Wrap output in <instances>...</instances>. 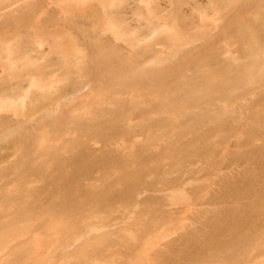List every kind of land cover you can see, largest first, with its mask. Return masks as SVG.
I'll return each instance as SVG.
<instances>
[{
  "label": "rangeland",
  "instance_id": "rangeland-1",
  "mask_svg": "<svg viewBox=\"0 0 264 264\" xmlns=\"http://www.w3.org/2000/svg\"><path fill=\"white\" fill-rule=\"evenodd\" d=\"M6 0H3V2H5ZM12 1V0H11ZM26 3H25V2ZM30 1V2H29ZM37 0H22L21 2L19 1V3H18V6L17 7H15V9L16 8H18L19 7V9L18 10H16L15 12H13L12 14H9L10 12H8L4 17H3V19H1L0 21L3 23V22H9V23H15L14 21L15 20H18V22L16 23V24H13V25H11L12 27H16V25H18L17 27H16V29L15 28H11L10 27V29L8 28V32H9V36L10 37H8V39H6V41H5V43L4 42H2V43H4L6 46H4V44H3V48H1L2 47V44L0 45V48L1 49H3V50H1L0 49V52H1V55H0V57L2 58V55H3V59L1 60V58H0V78L2 77V76H4V77H2L1 79H0V81L4 78V80L5 79H7V78H10L12 75H11V73H12V71H13V73H18V71L20 70V72H19V74L21 75V76H23V77H29L31 80V83H29V81H25L24 82V84L25 83H27V84H23V85H21L22 87V92L19 90V91H16V93H14L13 94V96H16V97H19L17 94L20 92L21 93V95H22V93H25L27 90H29L30 88V90H32V92H36V93H38V94H41L42 95V93H43V91L44 90H46L47 91V93H46V97H45V99H43V102L40 104H37V103H34L33 105L31 104L32 103V101L31 100H29L28 98L26 99V100H23L24 101V106L23 105H21L20 103L18 104L17 102V106L19 105L20 106V108H19V106L17 107L16 106V109L14 108V109H11V111L10 110H6V109H3V108H1V106H0V123L3 121H5V119H6V117L9 119V121L10 120H12L14 123L15 122H17V121H19V120H21L22 118L21 117H19V116H17V114H14V112L17 110V108L18 109H20L19 111L17 110L15 113H18L19 114V112L20 113H26L27 111H28V115H30L31 116V114H30V108H32V106H34L36 109L37 108H40V107H38V105L40 106L41 105V107L43 108L44 106L46 107V106H50L51 104H53V102L55 101V102H57L56 101V99L55 98H57L58 97V92L60 91V92H62V94H68L70 91L72 92V88H74L75 86H76V83H78L77 82V80H76V78L77 79H79L78 77H81L80 78V80H79V83H80V85L79 86H77V87H82L83 89L81 90V92L80 93H78L77 95H75V96H73L72 97V99H71V102L69 101L67 104H62L61 106H60V108H59V111H60V114H59V112H57V114L56 115H58V116H56V118L54 119L53 118V120L50 122H47V123H45L44 125H41V126H39L40 128H38L37 127V129H34V132H33V129H30V133H31V135L29 136V135H27V136H29V137H22V136H25V135H22L20 138H19V135L18 136H16L15 137V139L17 138V140L16 141H18V142H16V145H17V143H18V147H16V148H18V151L17 150H15L16 148H13L14 146H16L15 144H14V146L12 145L13 143L12 142H14V141H9V142H11L10 144L8 143H5V142H3V143H5V144H2V146L0 145V171H1V169H2V171L5 169H7V170H9L8 168H6V166L7 167H9L10 166V164L11 163H13L14 161L17 163L18 161H16V160H22L27 154H29V155H31L32 153V149H34V147L36 148V149H34L35 151H33L35 154L33 155L32 154V157H34V156H37V155H40L39 156V158H38V156L36 157L37 159H36V161H37V163L38 162H45V161H42V159H41V157H42V154H41V152H46V154L49 152V150H50V152H51V150L54 152V150H56V151H58L59 153L61 152V155L64 157L63 159H68V157L70 156V157H72L73 158V155L75 156L76 155V153L74 154L73 153V151L74 152H77L78 151V153H77V155H80V152L79 151H83V153H85V155H88L87 153H89V155H92L93 156V154H94V156L96 155V156H99V155H103L104 153L105 154H108L109 156H111V158L112 159H114V160H116V159H130L132 156H137V155H140V156H145V157H143L141 160H140V156H138L139 158V160L137 161V163L135 162L134 164H137V165H134L133 164V166L131 167V168H133V169H140V167L143 165V161L145 160V169H144V171L145 172H143L144 174H141V180H142V177H143V181H145V182H147V183H140L141 184V186H139L138 185V187L140 188V190L138 191L139 193H140V191H141V193L139 194V193H137V196L138 197H136L137 198V200L139 201V204L138 205H140V207L138 206V205H134V203L135 202H133V203H131L130 204V206H129V208H130V210L132 209V213H133V211H134V213H135V209L137 208L138 210L136 211V212H138V213H135L133 216H136L137 217V219H142V218H144V216H142L141 217V215H140V210L141 211H143L144 212V209L142 208V207H144L145 206V204L146 203H153V202H151V201H157V200H159V199H161V201H166L165 203H164V205L165 206H167V207H165L164 205H163V207H165V208H168L169 209V207H173L174 205H172V204H176V207H177V209H178V211H182L183 209H190V207H191V209H193V210H189V212L190 213H188L187 214V212H188V210H184V211H182V212H179V213H177L176 215V218L175 217H173L172 218V221H171V219H170V221L168 220L167 221V219H166V221L165 220H163L162 222H160V224H158V229L156 228V230L155 231H157L156 233H155V235L154 236H149V238H145V240H144V242H143V246H139V248H138V251H137V249H136V251L137 252H135V251H131V250H129V248H127V249H122L123 250V253L125 254V255H129L131 258V261H132V256L133 257H136V259H137V257L139 258V262H137V264L139 263H142V264H145V261H144V263L143 262H141V261H143L144 260V258H145V256H147V255H153L156 251H158V250H160L161 248H162V245L163 244H165L166 242H168V241H170L169 239L171 238V240L173 239V238H176L177 237V233L179 234V233H182V232H184V230H185V227H187V226H191V223L193 224L196 220H194L193 218L195 217V219L197 218V216H195V215H197V211H199V210H201V209H199L198 207H196L197 209H199V210H197L196 211V208H195V206L192 204L193 202H194V200H196L197 202H198V198L197 199H194V197H196V194L197 193H200V191L203 189L204 191L202 192V193H200L199 195H201L202 197L204 196H208L209 195V193H211L214 189V191H217L218 190V187L220 188V189H222L223 187H224V185H223V187L221 186L222 184H224V183H220V180H224L225 178H222L223 176L224 177H230V178H227V179H230V180H234V177L236 178L240 173H241V171H243L244 170V166H246L247 164L246 163H248V160H249V163H250V161H251V164L253 163L252 162V160H250V159H248V160H245L246 162H243V161H241L240 162V164H238V163H235V162H233L232 160L234 159V158H236V157H234V158H232V156H235L237 153H236V150H238V149H240V148H238L239 146H241L242 148H244V149H246L247 148V145H246V142H247V140L249 139V138H247L246 137V131L244 132L243 131V133H244V135H243V133H241L240 135H242L241 137H240V139L242 138V142L243 141H245V142H243L244 143V145H246L245 147H244V145H241V143H240V145L238 146L237 145V143H239V141H240V139L238 140V139H235V137L234 136H236L237 134H234L235 132H233V131H231V129L228 131V132H224L223 131V129L221 130L220 128H218V126L216 127V125H215V123L214 124H212V125H210V123L208 124V123H206V125H205V123L204 124H202V125H200V129H198V131H196V133H195V135H196V138L199 136V135H204L205 134V132H206V134H205V138H206V136L208 137L207 138V140L205 139V142L206 143H204V139H199L198 140V142H197V140H196V138L194 137H192V136H194V135H192L193 133H190V135H189V133H186V132H180L179 131V129L181 128H179V125L177 124V126H178V128H176L177 130H175L174 129V131H171V132H169L168 133V131H167V133H168V136H167V133L166 132H164V133H162V131H161V133H162V135H161V133H159L160 134V136H164L165 135V137H164V139H163V137H161L160 139H159V141H152V139H153V137L152 136H154L153 134H150L151 133V131H146L145 132V130L144 129H146V127H150V126H153V125H156L158 122L157 121H165L166 119H167V121L169 120L170 121V119L172 118L171 117V115L170 114H168V112L170 113V111H168L166 108H164L165 110H167V111H164V109H163V104L161 103V102H163L162 100H158V99H154L153 98V100L151 99V100H148L147 99V97L149 98L150 97V95H149V92H148V90H146V92H148V95H144L143 96V94L145 93V91H144V89L143 88H138V86H137V88H136V86H134V84H133V82L134 81H132V84H133V86L135 87V89L133 88V86H130L129 88H131V89H127V91L128 92H126V88H125V92L123 93V91H122V89H124V88H122L121 87V90H116L114 87L115 86H117L116 84H118L117 82H115L116 81V79L115 78H112L113 77V72L115 73V71H113V70H110V71H108L107 69H108V66L111 64V67H109V69H111L112 68V64L113 65H115L116 66V68H114L116 71H117V67H119V66H117L118 64H120V63H122V62H127V64L126 65H128V62H129V64L130 65H132L133 64V66H132V68L131 67H128V69H129V72L131 73V71H132V75L131 74H128L127 75V73L128 72H126V75L128 76V77H130L129 75H131L132 76V78L131 79H128V77H126V80H125V78H124V82L126 83V84H128L129 82V80H132V79H134V78H137L138 79V81L139 80H141V79H139L138 78V76L136 75V73H138L139 74V69H140V67H141V70H140V72L141 71H146V68H148L147 69V71H150V70H156V69H160L161 67L162 68H164V67H168L169 65H177V64H181V62H180V60H181V55H182V52L180 51L179 53L178 52H175L174 51V48L173 47H176L177 45H184L186 48H189L190 46L192 47V48H194V46L196 47H200L199 49H201L200 51L203 53V55H202V53L201 54H199V56H201L200 57V59H198V60H201V58L206 54V53H208L207 51H209L207 48V50L205 49V47H206V45H208L209 43H211L212 45H214L215 47L217 46V47H219V46H221V48L220 49H222L225 53H220V51H219V54L218 55H220L221 54V56H220V58H221V60L219 59V56H218V59L216 60V61H212L211 59H209V61H211V62H207V61H205V59H204V57L202 58V62L200 63L199 62V66H198V68H197V71H196V68H194L193 67V69L191 70V68H192V66L193 65H191V68H189V67H186V68H184L181 72L179 71V73L176 75V76H173V77H170V78H168L167 80H168V82L165 80V82L167 83L166 84V86L167 87H169V88H173V87H178V88H186V87H189L188 86V84L187 83H185V81H195V80H191V78L194 76V75H196L197 74V77L198 78H200V82L201 83H203L204 82V77H203V75L205 76V77H208V76H210V74L211 75H216V76H219L220 74H224L223 76L222 75H220L221 77H219V78H222L221 80L222 81H220V83L219 82H217V81H215L214 82V80H213V82L215 83V86L217 87H214L216 90V96L217 97H219V99L220 100H223V99H225V102H231V100L232 101H234L236 98H238V97H241V95H242V93H243V95H242V97L240 98V99H242L241 101H244V99L247 97V98H249L248 99V101H247V99H246V102H241L239 99H237V100H239L240 102H237V100H235L236 102H235V104L237 105H235V107H234V109H232L231 108V105H229L227 108H229V111H228V116H229V119L231 118H233L232 120L230 119V123L228 122V124L229 125H231L232 124V121H234L233 122V126H235L232 130H235L236 129V127H239V126H237V124L238 125H240L241 126V128L243 129V127H244V129L243 130H245V126H243L242 124L243 123H240L241 122V118H243V117H240V114H242L243 112H244V114L246 113V115H244V117L245 116H247V111H249V109L252 107V110H250L251 111V113L253 112V110H254V108H255V106L257 107V106H259V108L260 107H263V109H264V101L262 102V100L264 99V95H263V93H264V85H258V84H260L261 82H259V78H260V76H259V71H260V69H258V68H261V61L263 62V58H264V53L262 54H260V56H262L261 57V59L259 58V60L256 62V60L258 59H256L255 61H253L251 58H247L246 56H244L242 53H241V51L239 50L240 48H239V40H238V36H237V32L236 31H238L237 29H239L237 26V24L239 23L238 22V20L240 19V18H245V19H250V18H252L253 19V17H254V19H255V22H256V17L258 16V14H259V10H258V7H256L257 5H255V3H256V1L257 0H255V3L254 2H252V1H254V0H252V1H250V2H248V4L246 5V3H244L245 4V6H244V4H241L240 2H238V0H237V2L238 3H236V1H235V5H233L232 7H226V8H222V10L220 9V7L219 6H217V5H215V4H213V0H38L37 2H36ZM101 1V2H100ZM127 1V2H126ZM138 1H140V2H138ZM171 1V2H170ZM174 1H175V3H174ZM208 1V2H207ZM209 1L211 2V3H209ZM2 1H1V5H2V3H3ZM8 2V3H7ZM9 2H10V0H8V1H6L5 3H7V4H9ZM35 2H36V4H35ZM39 2V3H38ZM40 2H41V4H40ZM49 2V3H48ZM100 2V3H99ZM102 2L104 3V5L102 4ZM107 2V3H106ZM125 2V3H124ZM154 2V3H153ZM257 2H259V1H257ZM4 3V4H5ZM11 3V2H10ZM29 3V4H28ZM30 3L31 4H33V5H30ZM43 3V4H42ZM46 3H48L47 5H46ZM134 3V4H133ZM250 3V4H249ZM252 3H253V5H252ZM25 4V5H24ZM107 4V7H103V6H105ZM109 4V5H108ZM154 4V5H153ZM168 4V5H167ZM212 6H211V5ZM28 7H27V6ZM45 5V6H44ZM100 5V6H99ZM102 5V6H101ZM130 5V6H129ZM137 5V6H136ZM149 5V6H148ZM152 7H151V6ZM159 5V6H158ZM239 5V6H238ZM5 6H6V4H5ZM41 6V7H40ZM50 8H49V7ZM125 6V7H124ZM130 8H136L137 7V11L138 12H136V10H134L133 8H132V11H135V13H133L132 11V13L134 14V17H133V15H132V13L130 12V11H128V10H125L126 8H128V7ZM163 6H164V8L166 9H164L163 8ZM30 7V8H29ZM44 7V8H43ZM99 8V12H101L102 11V13H100L99 14V12L97 11L95 14H99V16L97 17L96 16V18H97V21L96 20H93V21H89L90 23H88V21H85V20H83L80 16L81 15H79V14H81V11H82V14H87V13H92L93 11H92V8H93V10L95 9V8ZM109 7V8H108ZM149 7V8H148ZM154 7V8H153ZM217 7V8H216ZM241 8V9H238V8ZM244 7V8H243ZM29 8V9H28ZM37 8V9H36ZM39 8V9H38ZM46 8V9H45ZM97 8V9H98ZM102 8V9H101ZM110 8H111V12H112V14L113 13H115V14H113L114 16L115 15H117V14H120V12H121V10H122V12L121 13H123V11L127 14V11L128 12H130V14L128 13L127 15H126V17H127V20H128V24H124L125 25V27H124V29L127 31V33H125L124 32V30H122L123 31V33L122 32H119V33H116V35L115 34H113V32H112V30H111V28H110V26H108V24L109 23H106V21L107 20H109L107 17L109 16V14L111 13L110 12ZM219 8V9H218ZM257 8V9H256ZM52 9V10H51ZM96 9V10H97ZM107 10L108 9V11H104V10ZM124 9V10H123ZM141 11H140V10ZM158 10V12H153L154 10ZM164 9V10H163ZM212 9H214V10H212ZM20 10V11H19ZM22 10V11H21ZM31 10V11H30ZM34 10H35V12H34ZM46 10V11H45ZM54 10V11H53ZM91 10V11H90ZM112 10H115V11H112ZM131 10V9H130ZM150 10H151V13H152V15L154 14V16H152V18L153 17H155V14L157 15V16H160L161 15V13H163L162 15V17L160 18V19H158L157 18V16H156V18H151L152 20H155V21H157V22H159L160 24H161V26H159L160 28L158 29V31H159V33H153L150 29H148V25H146V22H147V20H148V14H149V12H150ZM168 10V11H167ZM172 10V11H171ZM218 10V11H217ZM225 10V11H224ZM28 11V12H27ZM78 11H80V12H78ZM88 11V12H87ZM90 11V12H89ZM104 11V12H103ZM120 11V12H119ZM163 11V12H162ZM167 11V12H166ZM263 11V10H262ZM71 12V13H70ZM77 12L79 13L78 15H79V17H78V15H77ZM83 12H85V13H83ZM159 12H161L160 14H158ZM164 12H166V13H164ZM170 12V13H169ZM23 13V14H22ZM69 13V14H68ZM76 13V14H75ZM107 13H108V15H107ZM190 13V14H189ZM225 13V14H224ZM237 13V14H236ZM244 15H243V14ZM18 14V15H17ZM34 14V15H33ZM53 14H55V15H53ZM94 14V15H95ZM238 14H240L239 16H242V17H238L237 15ZM27 15V16H26ZM30 15V16H29ZM33 15V16H32ZM75 15H77V16H75ZM102 15H103V17H102ZM113 15H111V16H113ZM131 15V17H128V16H130ZM144 15V16H143ZM147 15V16H146ZM164 15H165V17H164ZM15 18H14V17ZM22 16H24V17H22ZM62 16V17H61ZM74 16V17H73ZM101 16V17H100ZM142 16V19L140 18ZM171 16V17H170ZM209 16V17H208ZM229 16V17H228ZM8 17V18H7ZM10 17V18H9ZM12 17V18H11ZM27 17H28V19H27ZM33 17V18H32ZM47 17V18H46ZM48 17H51V19L50 18H48ZM67 17V18H66ZM75 17H77V18H80V19H82V21H84V22H81V20L79 19H74ZM133 17V19H128V18H132ZM29 18H30V20H29ZM103 18H104V20H103ZM110 18V23L111 22H113L114 21V19H113V17H109ZM111 18L113 19L112 21H111ZM12 19V20H11ZM47 19V20H46ZM49 19V20H48ZM54 19V20H53ZM101 21H100V20ZM151 19H150V21H151ZM211 19V20H210ZM251 19V20H252ZM19 20L21 21V23L19 22ZM24 20V21H23ZM27 20V22H26V25H28L27 27H26V25L24 24V22ZM28 20L30 21V22H28ZM57 20V21H56ZM73 20V21H72ZM129 20H130V22H129ZM134 22H133V21ZM138 20V21H137ZM160 20V21H159ZM60 21V22H59ZM96 21V22H95ZM104 21V22H103ZM196 21V22H195ZM216 21H218V22H216ZM220 21H222V22H220ZM253 21V20H252ZM0 22V23H1ZM108 22V21H107ZM115 22H116V20H115ZM143 22V23H142ZM148 22H149V20H148ZM147 22V23H148ZM211 22V23H210ZM225 22V23H224ZM254 22V21H253ZM19 23V24H18ZM23 23V24H22ZM29 23H32V24H29ZM72 23V24H71ZM80 23V24H79ZM83 23V24H82ZM85 23V24H84ZM93 23V24H92ZM103 23H104V25H103ZM209 23V24H208ZM216 23V24H215ZM226 23H230V25L229 26H232V28H233V30H234V32H233V30H231L232 28H230V27H228V30H227V32L228 33H224V38L222 37V30H223V28L225 27L226 28V26H227V24ZM75 24V25H74ZM77 24H78V26H79V28H77L78 26H77ZM90 24V25H89ZM95 24V25H94ZM100 24V25H99ZM102 24V25H101ZM135 24V25H134ZM223 24V25H222ZM232 24V25H231ZM234 24V25H233ZM19 25H21V26H19ZM24 26V28H23V26ZM84 25V26H83ZM96 25H98V26H96ZM107 27H106V26ZM127 25V26H126ZM145 25V26H144ZM29 26H31V27H29ZM73 26V27H72ZM75 26V27H74ZM101 26H104V27H101ZM122 26V25H121ZM130 26V27H129ZM144 26V27H143ZM218 26V27H217ZM0 27H1V25H0ZM18 27H21V28H18ZM72 27V28H71ZM97 27V28H96ZM105 27H106V29H105ZM132 27V28H131ZM136 27V28H135ZM139 27V28H138ZM221 27V28H220ZM17 28L18 29H21V30H19V31H22L21 33L20 32H15V31H18L17 30ZM73 28H74V30H73ZM94 28H96V29H94ZM100 28V29H99ZM103 28V29H102ZM133 28H135V29H133ZM138 28V29H137ZM12 29V30H11ZM25 29H27L28 31H25ZM99 31H98V30ZM109 31H108V30ZM129 29V30H128ZM131 29H133V30H131ZM139 29H140V32L138 33V31H139ZM79 30V31H78ZM134 30H136L137 32H136V34L135 33H133L134 32ZM11 31H14L15 33V35L13 34H11L12 32ZM107 31V32H106ZM131 31H133V32H131ZM143 31V32H142ZM7 32V33H8ZM11 32V33H10ZM30 32H31V34H30ZM106 32V33H105ZM109 32V33H108ZM110 32H111V34H110ZM131 32V33H130ZM220 32V33H219ZM230 32H232L231 34H230ZM19 33H20V35H19ZM24 33H26V36H25V34ZM29 35H28V34ZM80 33V34H79ZM85 33H86V35H85ZM115 33V32H114ZM17 34V35H16ZM22 34L24 35L23 37H26V38H22ZM210 34V35H209ZM96 35V36H95ZM138 35V36H137ZM7 36H8V34H7ZM12 36H13V38H12ZM18 36V37H17ZM102 36H103V38H102ZM107 36V37H106ZM110 36V37H109ZM116 36V37H115ZM211 36V37H210ZM217 36V37H216ZM14 37H16V38H14ZM29 37V38H28ZM95 37H97V38H95ZM114 37V38H113ZM19 38H22V39H24V41L25 40H27V41H23L22 39H19ZM28 38V39H27ZM100 38V39H99ZM129 38V39H128ZM130 38H131V40H130ZM207 38H208V40H207ZM212 38V39H211ZM219 38V39H218ZM222 38V39H221ZM98 39V40H97ZM106 39H107V42H104V41H106ZM112 39V41L113 42H110L109 40H111ZM206 39V40H205ZM224 39V40H223ZM226 39V40H225ZM229 39V40H228ZM15 40H16V42L19 44V46H18V44L17 43H15ZM24 42H22V41ZM128 40V41H127ZM205 40V41H204ZM222 40H223V42H225V43H223L222 42ZM8 41V42H7ZM97 41H100V42H97ZM131 42V44H130V42ZM221 41V42H220ZM7 42V43H6ZM27 42V43H26ZM128 42H129V44H128ZM132 42H134L133 44H132ZM164 42V43H163ZM204 42V43H203ZM15 43V44H14ZM104 43H112L111 44V46H113L114 47V45H115V47L117 48V46H118V48L120 47L121 48V51L120 52H118V54H111L110 52V56L108 55V57H107V53H105V55H103V56H101L102 54H100L99 52H100V50H102L103 49V47H104ZM159 43L160 44H165V43H167L166 45H164V48H163V45H161V46H159ZM170 44V46H169V44ZM96 44V45H95ZM157 44V45H156ZM172 44V45H171ZM26 45H29V47L28 46H26ZM99 45H101V47L99 46ZM154 45V46H153ZM14 46H16V47H18V48H16V49H14ZM22 46V47H21ZM23 46H24V49H25V46H26V49L27 48H29L27 51L28 52H30V53H28L27 51H26V49H25V52L22 50L23 49ZM132 46H134L133 48H132ZM137 46L139 47V48H137ZM157 46V47H156ZM167 46H168V48H167ZM209 46V45H208ZM6 47H9V49L8 48H6ZM92 47V48H91ZM96 47V48H95ZM114 47V48H115ZM129 47V48H128ZM150 47V48H149ZM153 47V48H152ZM190 47V49H192ZM196 47V48H197ZM224 47V48H223ZM9 50L10 52H12V53H10V52H7V50ZM11 48H13V49H11ZM100 48V49H99ZM102 48V49H101ZM152 48V49H151ZM166 48V49H165ZM197 48V49H198ZM204 48V49H203ZM94 49H96V50H94ZM144 49V50H143ZM148 50L149 52H151V50H156V49H158L159 50V52L160 53H153V51L151 52V53H153V54H146L147 52L145 51V50ZM151 49V50H150ZM202 49H203V51H202ZM220 49H218V50H220ZM21 50V51H20ZM93 50H94V52H93ZM99 50V51H98ZM103 50H106V49H103ZM128 50V51H127ZM137 51V53H138V55L141 53V52H143L144 54H146V57H144V59L143 58H139V56H136L137 55V53L136 52H134V51ZM141 50V51H140ZM154 50V51H155ZM163 50V51H162ZM166 50V51H165ZM5 51V52H4ZM44 51V52H43ZM96 51V52H95ZM106 51H108V49L106 50ZM111 51H112V49H111ZM133 51V52H132ZM165 51V52H164ZM222 51V52H223ZM7 52V53H6ZM15 52H16V54H15ZM43 52V53H42ZM121 52H122V54H121ZM148 52V53H149ZM162 52H163V54H162ZM167 52V53H166ZM173 52V53H172ZM206 52V53H205ZM17 53H19V54H17ZM32 53V54H31ZM46 53H48L47 55H46ZM108 53V54H109ZM129 53V54H128ZM134 55H133V54ZM8 54V55H7ZM24 54V55H23ZM29 54H31V55H29ZM44 54V55H43ZM50 54V55H49ZM96 54V55H95ZM121 54V55H120ZM127 56H125V55ZM155 54V55H154ZM158 54H161L159 57H157L158 56ZM166 55V57H165V55ZM175 54V55H174ZM223 54V55H222ZM6 55V56H5ZM39 55H41V56H39ZM99 57H98V56ZM112 55V56H111ZM118 55V56H117ZM131 55V56H130ZM216 55H217V53H216ZM21 56V57H20ZM50 58H53V59H50ZM105 56V57H104ZM113 56H115V57H113ZM162 56V57H161ZM198 56V57H199ZM211 56V55H210ZM224 56V57H223ZM259 56V57H260ZM6 57V58H5ZM9 57H11V58H9ZM18 57H20V58H18ZM31 57V58H30ZM33 57V58H32ZM38 57V58H37ZM109 57H111V58H109ZM131 57V58H130ZM140 57H141V55H140ZM150 57V58H149ZM155 57H157V58H155ZM180 57V58H179ZM258 57V56H257ZM22 58V59H21ZM43 58H45V59H43ZM47 58V59H46ZM97 60H96V59ZM101 58V59H100ZM109 58V59H108ZM116 58V59H115ZM121 58V59H120ZM126 58V59H125ZM128 58H129V60H133V58L135 59V62H134V60L132 61V63L128 60ZM147 58V59H146ZM161 58H163L162 60H161ZM20 59V60H19ZM41 59V60H40ZM65 59H67V61H68V64H67V61L65 60ZM104 59V60H103ZM108 60V63H107V60ZM111 59V60H110ZM119 61H118V60ZM124 59H125V61H124ZM146 59V60H145ZM150 59V60H149ZM159 59V60H158ZM167 59V61H165ZM204 59V60H203ZM23 60V61H22ZM43 60V61H42ZM46 60V61H45ZM61 61L60 63H58V64H61L62 63V65H58L57 64V68L55 69V68H51V69H44V72L43 71H41L40 69H42V68H40V67H42V65L43 64H47V63H49V62H51V61ZM106 60V61H105ZM118 62H120V63H118ZM122 60V61H121ZM223 60V61H222ZM28 61V62H27ZM66 61V62H65ZM104 61V62H103ZM111 61V62H110ZM114 61V62H113ZM148 63H147V62ZM229 61H230V63H231V65L233 66L234 65V67H236L237 68V65H238V67H244V68H247V67H249V69H251L250 71H249V73L248 74H246L247 76L249 75V78L247 79V80H249V79H252V84L250 85V84H247V89H246V87H244V86H246L245 84H244V86L242 85V87H244V88H239L238 87V89H232V90H230L231 88V77H229V76H232V74L230 75L229 73H226L225 72V67H227L228 65H229ZM250 61V62H249ZM260 61V62H259ZM3 62V63H2ZM24 62H25V64H24ZM140 62V63H139ZM144 62V63H143ZM172 62V63H171ZM180 62V63H179ZM216 62V63H215ZM7 63V64H6ZM13 63H15V65L17 64L18 65V68L14 71V70H12V69H14V67L16 68L17 66H15L14 65V67L12 68V66H13ZM20 63V64H19ZM29 63V64H28ZM41 63V64H40ZM97 63H99V64H97ZM101 63V64H100ZM110 63V64H109ZM116 63H118V64H116ZM157 63V64H156ZM160 63H162V65H160V67H159V64ZM169 63V64H168ZM171 63V64H170ZM215 63V64H214ZM251 63V64H250ZM258 63V64H257ZM261 63V64H260ZM4 64V65H3ZM10 64H12V65H10ZM36 64H38V65H36ZM67 64V65H66ZM95 64V65H94ZM103 64V65H102ZM125 64V63H124ZM138 64V65H137ZM189 64V63H188ZM191 64V63H190ZM189 64V65H190ZM212 64H214V65H212ZM222 64V65H221ZM250 66H249V65ZM6 65V66H5ZM8 65H10V66H8ZM24 65V66H23ZM26 65V66H25ZM28 65V66H27ZM64 65H66V66H68V69L66 68V66H64ZM106 65V66H105ZM108 65V66H107ZM140 65V66H139ZM144 65L146 66V68L144 67ZM204 65H206V66H204ZM230 65V67L231 68H234V67H232ZM242 65V66H241ZM247 67H246V66ZM260 65V66H259ZM62 66V67H61ZM96 66V67H95ZM114 66V67H115ZM129 66V65H128ZM136 66V67H135ZM156 66V67H155ZM158 66V67H157ZM201 66V67H200ZM202 66H204L203 68H202ZM255 66H257V67H255ZM100 67H101V69H100ZM133 67H134V70H131V69H133ZM155 67V68H154ZM224 67V68H223ZM229 67V66H228ZM227 67V68H228ZM229 67V68H230ZM10 68H12L11 70H10ZM64 68V69H63ZM131 68V69H130ZM137 68V69H136ZM144 68V69H143ZM211 68H213V70L211 71L210 69ZM222 68V69H221ZM7 69H9V70H7ZM119 69H120V67H119ZM128 69H126V71H128ZM248 69V70H249ZM254 69V71H252ZM43 70V69H42ZM104 70H105V72H104ZM202 70V71H201ZM6 73H5V72ZM9 71V72H8ZM46 71V72H45ZM67 71V72H66ZM216 71H218L217 73H216ZM257 73H256V72ZM37 72L38 73H40L41 72V74L39 75V74H37ZM42 72L43 73H45L44 75H42ZM109 72V73H108ZM111 72V73H110ZM135 72V73H134ZM210 74H209V73ZM213 72V73H212ZM215 72V73H214ZM222 72V73H221ZM224 72V73H223ZM253 72V73H252ZM8 73H10V75L8 74ZM48 73V74H47ZM84 73V74H83ZM87 73V74H86ZM108 75H107V74ZM134 73V74H133ZM180 73H181V75H180ZM219 73V74H218ZM244 73V72H243ZM252 73V74H251ZM30 74V75H29ZM37 74V75H36ZM67 74H69V75H67ZM111 76H110V75ZM116 74V73H115ZM114 74V76L116 77V75ZM141 74V73H140ZM254 74V75H253ZM261 74V73H260ZM7 75H9V77L7 76ZM39 75V76H38ZM76 75V76H75ZM108 77H107V76ZM136 75V76H135ZM184 75V76H183ZM202 77H201V76ZM207 75V76H206ZM227 77H229V78H227ZM43 76H46L45 78H42ZM68 76V77H67ZM134 76V77H133ZM143 76H145L144 74H143ZM179 76H181L180 78H179ZM226 77V79H229V81H228V83L227 82H225V84L224 85H221V82H222V84L224 83V81L226 80V79H223V77ZM259 76V77H258ZM5 77H7V78H5ZM64 77V78H63ZM110 77L112 78V79H110ZM175 77H177V78H175ZM195 77V76H194ZM197 77H196V80H197ZM233 77V76H232ZM252 77V78H251ZM28 78V79H29ZM42 78V79H41ZM62 78V79H61ZM120 78V77H119ZM119 78H117V80H119ZM144 78H146V77H144ZM182 78H184L182 81H181V79ZM188 78H189V80H188ZM218 78V79H219ZM247 78V77H246ZM256 78H257V80H256ZM71 79H72V81H71ZM85 79V80H84ZM114 79H115V81H114ZM123 79V78H122ZM127 79H128V81H127ZM172 79H174V80H176L175 82H173L172 81ZM179 79V80H178ZM203 79V80H202ZM259 79V80H258ZM70 80V81H69ZM83 80V81H82ZM111 80H113L116 84L114 85L113 83V81H111V83L114 85V89L116 90L115 92H112L113 93V95H117L116 96V99H120V100H118V101H124L125 100V103H127L128 101H129V99L130 98H133V97H135V98H133V99H135V101L136 102H138V100H139V102H141V103H138V104H140V106L141 105H144V106H142V108H143V110H142V108L140 109L139 108V111L136 109H132L131 110V112H130V110H129V113H128V111H127V113H124V116L123 117H121L120 119L121 120H118V123H117V126L115 125L114 127H117V128H114L115 130L116 129H121L122 130V132L123 133H120L121 132V130H116L118 133H116V131H115V133L118 135V137L116 138V136H115V138H114V134L115 133H113V135H112V132L114 131V129L112 130V129H109V127L110 126H113L112 124L109 126H104L103 127V129H105V133H107L106 135H107V137H108V135H110V137H113L112 139H111V141H107L106 140V135H105V137L104 136H100L99 135V137L95 134V133H91L90 135H88L87 133H85V132H83V131H80V129L78 130V127L76 126L75 127V124L73 125L74 127H72L71 125L72 124H68L69 122H68V119H70V118H72L73 116H71V115H76V117L78 116L79 117V119L80 118H82V119H85V118H92V116H94V112L95 113H97V111H100V110H102V109H105L106 108V110H108V108H109V110L111 111H113V110H117V105H114V104H117V103H114L115 102V99H113L112 97V94H111V96L112 97H110L111 99H113V100H111V101H109V97L107 96V94L109 95L110 93H108V92H110V91H112L111 89H113L112 88V84H111V86H110V81ZM135 80V79H134ZM142 80H143V78H142ZM171 82H170V81ZM220 80V79H219ZM224 80V81H223ZM120 81V80H119ZM135 81H137V80H135ZM189 81V82H190ZM198 81V80H197ZM197 82L198 84L200 83V82ZM1 82H3V80L1 81ZM0 82V84H2ZM73 82H76L75 84L73 83ZM83 82V83H82ZM164 82V83H165ZM182 83L181 85L182 86H178V85H180V83ZM217 82V83H216ZM249 82H250V80H249ZM256 82V84H254ZM259 82V83H258ZM60 83V84H59ZM71 83V84H70ZM78 83V84H79ZM122 83H123V81H122ZM122 83H120L119 82V84H120V86H124V85H121ZM125 83H123V84H125ZM134 83H136V82H134ZM172 83V84H171ZM183 83H185V85L183 84ZM196 82H194V84H195ZM200 83V84H201ZM220 85H219V84ZM229 83H230V85H229ZM263 83V82H262ZM57 84V85H56ZM74 85V87H72L73 85ZM131 84V83H130ZM178 84V85H177ZM187 84V85H186ZM193 84V83H192ZM217 84V85H216ZM28 85V86H27ZM137 85V84H136ZM197 85V84H196ZM227 87H226V86ZM250 87H249V86ZM255 85V86H254ZM24 86V87H23ZM58 86V87H57ZM110 86V87H109ZM119 86V85H118ZM118 86H117V89H118ZM225 86V87H224ZM230 86V87H229ZM252 86V87H251ZM253 86L254 87H256V89L258 88V93H257V95L255 94L256 92V90L254 91V88H253ZM263 87V88H261V90H260V92H259V88L260 87ZM25 87H28V88H25ZM57 89H56V88ZM108 87V88H107ZM126 87V86H125ZM26 89V91L24 90V89ZM43 88V89H42ZM105 88H107V89H105ZM111 88V89H110ZM225 89V91H227V89L226 88H228V91L227 92H225L224 91V89ZM251 88H253V89H251ZM1 89V88H0ZM58 89H60L58 92H57V90ZM65 91V92H63V90ZM120 89V88H119ZM134 89V90H133ZM140 89L143 91H140ZM147 89H148V86H147ZM188 89V88H187ZM187 89H186V91H187ZM251 91V90H253L252 92L255 94V95H252V92H248L249 90ZM262 89H263V92H262ZM24 90V91H23ZM29 90V91H30ZM62 90V91H61ZM108 92H107V91ZM136 90H138L137 91V93L135 92ZM223 90V91H222ZM248 90V91H247ZM103 91V92H102ZM107 93H106V92ZM114 91V90H113ZM134 93H133V92ZM182 92H179L178 94L179 95H181L180 93H182V94H184V96H186L187 95V100H188V102H189V99H190V97H189V99H188V92H185L184 90H181ZM191 91H194V90H192L191 88H190V92ZM241 91V92H240ZM1 92V91H0ZM3 92V91H2ZM2 92L0 93V94H2ZM57 92V93H56ZM70 92V93H71ZM105 92V93H104ZM118 92V93H117ZM121 92V93H120ZM129 92H130V94H129ZM213 92V93H214ZM220 92V93H219ZM246 92V93H245ZM262 92V93H261ZM27 93V92H26ZM138 93H140V94H138ZM187 93V94H186ZM200 93H201V95H205L204 93L205 92H199L198 93V95H200ZM203 93V94H202ZM215 93H214V95H215ZM248 93V94H247ZM50 94V95H49ZM58 94V95H57ZM106 94V95H105ZM131 94H133V95H131ZM151 95H152V93H150ZM177 94V95H178ZM192 94H194L193 92H192ZM195 94H197V93H195ZM194 94V95H195ZM227 96H226V95ZM246 94V95H245ZM250 94V95H249ZM24 95V94H23ZM22 95V96H23ZM131 95V96H130ZM135 95V96H134ZM138 95V96H137ZM190 95V94H189ZM198 95H195L194 97H196V96H198ZM200 95V97H202ZM230 95H231V97H230ZM244 95H245V97H244ZM260 95V96H259ZM57 96V97H56ZM104 96H106V98H107V100H106V98H104ZM120 96V97H119ZM128 96V97H127ZM137 96V97H136ZM139 96H141V98L139 97ZM182 96V98H183V95H181ZM191 96V95H190ZM222 96V97H221ZM119 97V98H118ZM123 97V98H122ZM127 97V98H126ZM193 97V96H192ZM191 97V98H192ZM199 97V96H198ZM228 97V98H227ZM121 98H122V100H121ZM137 98V99H136ZM143 98V99H142ZM260 98L262 99V100H260ZM104 99H105V101H104ZM132 99V101L131 102H133L134 103V100ZM141 99H142V101H141ZM145 99V100H144ZM147 99V100H146ZM227 99V100H226ZM228 99L230 100V101H228ZM234 99V100H233ZM254 99V100H253ZM257 99V100H256ZM18 100H19V98H18ZM28 100H29V102H28ZM156 100V101H155ZM184 100H185V98H184ZM258 100H260V101H258ZM46 101V102H45ZM127 101V102H126ZM146 101V102H145ZM161 101V102H160ZM191 101V100H190ZM201 101V100H200ZM199 101V102H200ZM224 101V100H223ZM28 102V103H27ZM31 102V103H30ZM105 102V103H104ZM109 102V103H108ZM110 102H113V103H110ZM130 102V101H129ZM150 102V103H149ZM153 102V103H152ZM218 102V101H217ZM220 102V101H219ZM218 102V103H219ZM253 102V103H252ZM255 102V103H254ZM261 103V106L259 105L260 103ZM48 103V104H47ZM143 103H147V105L148 106H146V104H143ZM152 103V104H151ZM164 103V102H163ZM203 102H201V104H202ZM239 103V104H238ZM247 103H250V104H248V106H244V104L245 105H247ZM23 104V103H22ZM25 104H26V106H25ZM31 106H30V105ZM43 104V105H42ZM46 104V105H45ZM110 104V105H109ZM113 104V105H112ZM201 104H199L200 106H202ZM204 104H206V103H203V106H205ZM222 101H221V103H219V104H217V105H221L222 106ZM257 104V105H256ZM29 105V106H28ZM64 105H65V108H64ZM66 105H67V107H66ZM103 105V106H102ZM119 105V104H118ZM162 107V109L160 108H158V107H160V106ZM240 105V106H239ZM241 105H243L245 108H242L244 111L242 112V110H241ZM252 105H254V107L252 106ZM263 105V106H262ZM24 107V109L26 108L27 109V111H26V109H25V112H24V110H22V108ZM101 106L103 107L102 109H101ZM117 106V107H116ZM150 106H152V107H150ZM202 106V107H203ZM239 106V107H238ZM251 106V107H250ZM100 107V108H99ZM111 107H112V109H111ZM144 107H147V108H144ZM246 107H250L249 109L248 108H246ZM42 108H41V111H40V109H38L39 110V113L40 112H42ZM65 110H64V109ZM155 108V109H154ZM158 108V109H157ZM227 108H226V110H227ZM239 108H240V111H238L239 110ZM33 109V108H32ZM44 109V108H43ZM63 109V110H62ZM96 109V110H95ZM100 109V110H99ZM146 109V110H145ZM237 109V110H236ZM248 109V110H247ZM260 109H262V108H260ZM262 109V110H263ZM3 110V111H2ZM13 110H15L14 112H13ZM37 110V111H38ZM118 110H120V105H119V109ZM135 110V111H134ZM141 110V111H140ZM190 110H191V112H192V110L193 109H191L190 108ZM235 111L236 112V116H237V111H238V113L240 112V114H238V116L239 117H237V119L239 118V119H241L240 120V122L238 121L237 122V120H236V122H235V119H236V117H235V112H234V117H230L231 115L233 116V114H231V113H233V112H231L230 113V111ZM256 110H258V107H257V109ZM8 111V112H7ZM37 111H35L36 113H37ZM64 111V112H63ZM66 111V112H65ZM90 111H92L93 113H88V112H90ZM143 111V112H142ZM150 111V112H149ZM162 111H164V112H167V113H164V112H162ZM189 111V110H188ZM246 111V112H245ZM62 112V113H61ZM113 112H116V111H113ZM134 112H135V114H134ZM242 112V113H241ZM31 113H34V111L33 112H31ZM65 113V114H64ZM70 113V116L68 115ZM72 113V114H71ZM157 113V114H156ZM249 114H250V112H248ZM5 114V115H4ZM27 114V113H26ZM129 114H130V116H129ZM167 114H168V116H167ZM20 115V114H19ZM34 115V114H33ZM36 115V114H35ZM62 115H63V117H62ZM126 115V116H125ZM170 115V116H169ZM173 115H174V113H173ZM172 115V116H173ZM4 116V117H3ZM15 116V117H14ZM61 116V117H60ZM66 116V117H65ZM127 116H129V117H127ZM27 118H28V116H26ZM64 117H65V119H64ZM77 117V118H78ZM95 117V116H94ZM150 117V118H149ZM18 118H20V119H18ZM26 118V119H27ZM59 118V119H58ZM63 118V119H62ZM68 118V119H67ZM74 119L73 120H75L76 118H75V116L73 117ZM129 118V119H128ZM161 118H163V119H161ZM2 119V120H1ZM14 119V120H13ZM58 121H57V120ZM65 120V122H68L67 123V125H68V128H66L67 126L66 125H64V123H63V121L61 122L60 120ZM95 119V118H94ZM93 118H92V122L94 121L95 123L97 122V121H95ZM152 119V120H151ZM165 119V120H164ZM17 120V121H16ZM55 120V121H54ZM70 120H72V119H70ZM97 120V119H96ZM127 120V121H126ZM145 120V121H144ZM151 120V121H150ZM12 121H10V122H12ZM147 121V122H146ZM2 122V123H3ZM120 122V123H119ZM144 122L146 123V124H144ZM156 122V123H155ZM1 123V124H2ZM57 123H58V125L60 126V127H62V128H64V129H67V132H62L61 134L60 133H58V131H57V129H61L62 130V128H60L59 126H57ZM61 123H63V124H61ZM124 123V124H123ZM149 123V124H148ZM168 123V122H167ZM0 124V129H2V130H0V132L1 131H3V129H5L4 127L2 128L1 126L3 125H1ZM66 124V123H65ZM107 124V123H106ZM121 124V125H120ZM148 124V125H147ZM181 124V123H180ZM52 125V126H51ZM64 125V126H63ZM142 125V126H141ZM165 125H166V121H165ZM168 125H169V123H168ZM172 125L173 126H175V124H172L171 123V127H170V125L168 126V130H172ZM205 125V126H204ZM208 125H210V127L208 126ZM213 125H215V126H213ZM228 125V126H229ZM28 126V125H27ZM57 127V129H54V127ZM66 126V127H65ZM74 128L73 130H72V128ZM119 126V127H118ZM180 126H182V124L180 125ZM233 126H229L230 128H232ZM43 127V128H42ZM55 127V128H56ZM170 127V128H169ZM176 127V126H175ZM214 127V128H213ZM247 127V126H246ZM42 128V129H41ZM76 128H77V130L80 132H78V131H76ZM109 130H107V129ZM143 128V129H142ZM199 128V127H198ZM210 128V129H209ZM216 128V129H215ZM227 129H229L228 127H226ZM70 129H71V131H70ZM137 129H139V130H137ZM202 129H204V131L202 130ZM211 129H212V131H211ZM219 129V130H218ZM240 129V128H239ZM246 129H248V127L246 128ZM69 130V131H68ZM75 130V131H74ZM111 130H112V132H111ZM142 132H141V131ZM206 130V131H205ZM208 130H210V132L208 131ZM237 130H238V128H237ZM32 131V132H31ZM55 131V132H54ZM200 131V132H199ZM201 131H203V132H201ZM224 132V134H226V139L228 140V142H226L225 140L226 139H224L225 138V135L224 134H222L223 132ZM239 131V130H238ZM242 131V130H241ZM70 132H71V134H70ZM173 132V133H172ZM180 132V133H179ZM199 132V133H198ZM209 132V133H208ZM215 132V133H214ZM216 132H218V133H216ZM222 132V133H221ZM229 132H232L231 133V135H230V133ZM65 133V134H64ZM75 133H76V135H75ZM78 133H79V137H77L78 136ZM85 133V134H84ZM104 133V134H105ZM109 133V134H108ZM111 133V134H110ZM172 133V135H170ZM197 133H198V135H197ZM202 133V134H201ZM229 133V134H228ZM28 134V133H27ZM92 134H94L95 136H97V137H95L94 135V137L92 136ZM164 134V135H163ZM183 134V135H182ZM185 134V135H184ZM188 134V135H187ZM212 134V136H210ZM216 134H219V137L217 136L216 138H217V140L215 139H213V138H215V136H216ZM34 135V136H33ZM87 135V136H86ZM223 135V136H222ZM227 135H230V136H232V137H229V136H227ZM239 135V136H240ZM89 136H91V137H89ZM166 136H167V138H166ZM180 136V137H179ZM187 136V137H186ZM189 136H191V137H189ZM214 136V137H213ZM221 136V137H220ZM245 136V137H244ZM88 137V138H87ZM104 137V138H103ZM177 137H179V138H177ZM212 137V138H211ZM222 137H224V138H222ZM227 137H229V139L227 138ZM244 137V138H243ZM24 138V139H23ZM28 138V139H27ZM84 138H86V139H84ZM97 138V139H96ZM99 138V139H98ZM150 138V139H149ZM176 138V139H175ZM221 138V139H220ZM236 138H237V136H236ZM247 140H246V139ZM14 139V138H13ZM12 139V140H13ZM19 139V140H18ZM115 139V140H114ZM118 139V140H117ZM148 139V140H147ZM175 139V140H174ZM184 139V140H183ZM186 139V140H185ZM196 140L195 142H194V140L193 141H191V140ZM198 139V138H197ZM210 139V140H209ZM219 139V140H218ZM224 139V141L226 142V146H228V148L231 150H229V154L231 153L232 155H229V156H231L230 158L231 159H229L228 157L229 156H227V158L226 157H224V155L228 152L227 150H228V148L226 149V146H224V148L222 149V150H224V151H222V150H216V148L217 149H219L222 145V143H223V141L221 142V140H223ZM70 140H72V141H70ZM83 140V141H82ZM150 140V141H149ZM161 140H162V142H161ZM164 140V141H163ZM234 140H238V142L237 141H235L234 142ZM149 141V142H148ZM153 142V144H152V142ZM169 141V142H168ZM172 141V142H171ZM211 141H213V142H211ZM218 141V142H217ZM221 142V144H220V142ZM231 141V142H230ZM240 141V142H241ZM256 141H258V140H255L254 141V143L257 145V146H259L261 143H259V142H261V141H259V142H257L256 143ZM8 142V141H7ZM20 142V143H19ZM71 142V143H70ZM73 142L75 143V145H73ZM82 142H83V144H82ZM180 142V143H179ZM192 142H194L193 144L194 145H198L199 143V145L198 146H202L203 144H208V145H212L211 147H214V146H216V148H215V150H216V152H218L219 154H218V157H219V159H220V162H222V164H220V166H221V169L222 170H220L219 172L221 173V175H220V173L219 172H217V175H219L220 177H221V179H220V177L218 178L217 177V175H216V173H215V176L214 177H212L213 175H214V173L213 174H211L210 176L207 174V172L205 173V170H201L199 173H198V176L199 177H197V178H195V180L193 179V182H191V184H190V181H192V179L191 180H188L187 181V183H182L181 185H180V187L178 188V190L179 189H181V188H184L185 187V189H183L184 191H186V192H184L183 190V192L184 193H187V194H189L190 196L191 195H194V194H192V192H193V190H194V188L195 189H197V191L199 190L198 189V187L200 188V190L197 192L196 190H194V193H196L195 194V196L193 197V196H191L192 197V200L193 201H191V197L190 196H187V200H185V201H179V202H175V203H171V200L169 199L170 197L172 198L173 197V195L174 194H172V193H174L173 191H169L168 192V190H170V189H168V190H163L165 187L164 186H160L161 184H157V183H155V182H157L158 180V177L159 176H157L158 174L155 172L156 170V165H155V163L157 162L156 161V155L159 153V151H161L162 149H163V147H167V146H172V145H176V143L178 144V145H180L181 143V145H184V144H192ZM209 142V143H208ZM215 142H217V144L215 143ZM237 142V143H236ZM15 143V142H14ZM25 143V144H24ZM70 143V144H69ZM149 143H151V144H149ZM159 143H163V146L160 144L159 145ZM169 143H171V144H169ZM174 143V144H173ZM202 143V144H201ZM254 143H253V145H254ZM1 144V143H0ZM20 144V145H19ZM24 146H23V145ZM69 144V145H68ZM72 144V145H71ZM82 144V145H81ZM155 144H157V145H155ZM167 144V145H166ZM219 144H220V147H217V145L219 146ZM230 144V145H229ZM237 146H236V145ZM9 145H12V146H9ZM65 145H66V147H65ZM71 145V146H70ZM77 145V146H76ZM78 145H79V149H77V147H78ZM83 145H85L84 147H83ZM177 145V146H178ZM236 147H235V146ZM55 146V147H54ZM106 146V147H105ZM159 146V147H158ZM255 146V145H254ZM11 147V148H10ZM26 147V148H25ZM30 149H29V148ZM69 147V149H67ZM71 147V148H70ZM81 147V148H80ZM165 147V148H166ZM235 149H234V148ZM20 148H22V150H23V148H25V150H30L31 152H29V153H27L26 154V152H25V156H23V154H24V150L22 151ZM28 148V149H27ZM46 148V149H45ZM49 148V149H48ZM52 148H54V149H52ZM83 148V149H82ZM142 148V149H141ZM232 148V149H231ZM237 148V149H236ZM12 149H14V150H12ZM40 149H42L41 151H40ZM71 149V150H70ZM76 149H77V151H76ZM128 149V150H127ZM138 149V150H137ZM145 149V150H144ZM148 149V150H147ZM161 149V150H160ZM243 149V150H244ZM21 150V154H19L20 151ZM36 150H37V152H36ZM67 150H70V152H65V151H67ZM214 150V151H215ZM232 150H234V151H232ZM242 150V149H241ZM48 151V152H47ZM134 151V152H133ZM138 151V152H137ZM147 151V152H146ZM226 151V152H225ZM238 151H240V150H238ZM237 151V152H238ZM19 152V153H18ZM23 152V153H22ZM63 152H64V154H63ZM104 152V153H103ZM110 152V153H109ZM130 152H131V154H130ZM132 152H133V154H132ZM144 152H146V153H144ZM216 152H214V154L216 153ZM222 152V153H221ZM223 152H225L224 154H223ZM234 152V153H233ZM39 153V154H38ZM58 153V156L60 155ZM67 153V154H66ZM70 153H73V155L72 154H70ZM82 153V152H81ZM82 153V154H83ZM96 153V154H95ZM157 153V154H156ZM220 153L221 154H223V156H219L220 155ZM37 154V155H36ZM46 154H44L43 155V157L42 158H44V156H46ZM48 154H50V153H48ZM57 154V153H56ZM144 154V155H143ZM72 155V156H71ZM76 155V156H77ZM115 155V156H114ZM127 155H129V156H127ZM131 155V156H130ZM148 155V156H147ZM154 155V156H153ZM216 155H217V153H216ZM215 155V156H216ZM62 156H61V158H62ZM68 156V157H67ZM122 156V157H121ZM123 156H124V158H123ZM29 156H27V158H28ZM32 157H30L31 159H32V161L33 160H35V157L34 158H32ZM49 157H50V155H49ZM48 157V155H47V159L49 158ZM70 157H69V159H70ZM115 157V158H114ZM150 157V158H149ZM153 157V158H152ZM217 157V156H216ZM218 157H217V159H218ZM225 158V159H222V158ZM22 158V159H21ZM26 158V159H27ZM30 158H28L29 160H30V162H31V159ZM51 158V157H50ZM49 158V159H50ZM145 158V159H144ZM169 158V157H168ZM168 158H166V159H164L165 161H164V163H165V166H163V170H164V167H165V169L166 168H170V163H173L172 161H171V159H168ZM26 159L24 158V160L23 161H26ZM27 159V160H28ZM45 160H46V158H44ZM43 159V160H44ZM48 159V160H49ZM152 159H153V161H152ZM155 159V160H154ZM222 160H224V161H222ZM235 160V159H234ZM36 161H35V163H36ZM140 161V162H139ZM170 163H169V162ZM15 162L13 163L14 164V166H15ZM29 162V161H28ZM30 162L29 163H27V162H25L26 164H30ZM142 162V163H141ZM148 162V163H147ZM154 162V163H153ZM224 162V163H223ZM233 162V163H232ZM237 162H239V161H237ZM34 162L33 163H31V166H32V164H35ZM139 163V164H138ZM167 163H169V166H168V164ZM241 163H244V164H241ZM249 163H248V167L251 165H249ZM13 164H11V166L13 165ZM42 164V163H41ZM141 164V165H140ZM152 164V165H151ZM167 164V165H166ZM224 164V165H223ZM233 164V165H232ZM237 164H238V166H237ZM36 165V164H35ZM34 165V166H35ZM38 165H39V163H38ZM172 165V164H171ZM222 165H223V167H222ZM241 165V166H240ZM10 166V167H11ZM137 166H140L139 168L137 167ZM151 166V167H150ZM155 166V168H153ZM166 166H168V167H166ZM237 166V167H236ZM251 166H253V165H251ZM5 167V168H4ZM13 167V166H12ZM36 167H39V166H37L36 165ZM41 167V166H40ZM136 167V168H135ZM146 167L148 168V169H146ZM239 167V168H238ZM248 167H246V168H248ZM4 168V169H3ZM12 169V168H11ZM34 169H36V171L38 170L37 168H35L34 167ZM40 169V168H39ZM161 169V168H160ZM226 169V170H225ZM243 169V170H242ZM130 170H132V169H130ZM233 170V171H232ZM229 171V172H228ZM232 171V172H231ZM240 171V172H239ZM11 172V171H10ZM10 172H8V174L10 173ZM239 172V173H238ZM12 173V172H11ZM10 173V175H13V174H11ZM36 173V172H35ZM37 173H39V172H37ZM36 173V174H37ZM99 173H100V176H101V173H102V171H101V169H98V168H93V170H92V173H89V174H87V176L86 177H84L83 178V181H84V183H81V182H83L82 180L79 182V183H76L77 185L79 184V186L80 187H82L84 190L86 189V190H88L87 188H91V189H89V190H92V188H93V190H96V189H98V188H100V187H102V188H104L103 187V185H107L108 183H99L101 180H99L101 177L100 176H98L99 175ZM116 173H118V171L116 172ZM120 173V172H119ZM202 175H201V174ZM238 173V174H237ZM8 174H7V176H8ZM50 174V173H49ZM49 174H47V175H45L46 177H44V175H39V176H43V177H38V176H35V177H33L34 178V180L36 181V183H35V181L34 180H32V177H31V180H32V183H24L25 185H22V183H15L16 182V178H14L13 179V176L12 177H7V180H6V182L5 181H1L2 180V177L0 178V264H67V263H65L66 261H68V254L70 253L71 254V252L72 251H74L75 252V250H77V249H81V248H83L86 252H88V253H93L94 251V253L93 254H95L96 253V255H98L97 253H99L100 255L102 254V255H104L105 257H106V255L107 254H112V250H116V251H114V252H116V253H113L114 255H115V257L116 258H114V260L115 259H117V256H116V254L118 255V252L117 251H119V250H121L120 249V247L117 245V244H115L114 246L112 245L111 247H109V250H108V246L105 248V246L104 245H99L98 243H96L95 242V240L93 241H90V242H86V243H84L85 241H87L86 239H84V241H78L77 239H76V241H73V240H75V238L77 237L76 235H77V233L79 232V230H81V227L79 226V228L80 229H77L78 228V225H77V230L76 231H74L72 234H70L71 233V231L70 230H68L67 228L69 227H71V226H69V225H67L68 224V218L66 219L64 216H63V214H61V213H58V211H57V213H56V211L54 212V211H50L51 210V208H53L54 206L56 207L57 205H58V203H59V201L61 200V198L63 197V194H59L60 193V191L59 190H57V192H56V194H47V196H44L45 194H43V197H42V195H40L41 197H37L36 195L37 194H39L38 192H41L43 189H49L50 187H51V185H53L52 183H49L48 182V180H47V176H49ZM91 174V175H90ZM237 174V175H236ZM89 175V176H88ZM121 175V174H120ZM119 174L117 175V174H113L109 179L110 180H113V181H115L114 183H113V189L118 193V191L120 190V192L123 190V187L126 189V183H124L123 181L121 182V183H119V181H117V179L118 178H121V176H120ZM143 175V176H142ZM201 175V176H200ZM205 175V176H204ZM208 175V176H207ZM233 175V176H232ZM5 176V175H4ZM15 176V175H14ZM34 176V175H33ZM92 176H98V177H96V178H92ZM118 176H120V177H118ZM5 177V178H6ZM89 177V178H88ZM90 177H91V179H90ZM100 177V178H99ZM117 179H116V178ZM216 177H217V180H216ZM13 180H15V182L13 183H11V181H13ZM38 178V179H37ZM207 178V179H206ZM208 178H210V180H208ZM212 178H213V183L214 184H212ZM87 179V180H86ZM90 179V180H89ZM94 181H93V180ZM97 181H96V180ZM145 179V180H144ZM197 179V180H196ZM220 179V180H219ZM3 180H5L4 178H3ZM39 180V181H38ZM121 180V179H120ZM151 180H152V182H151ZM203 182H202V181ZM222 180V181H223ZM8 181H10V183H8ZM86 181H87V183H86ZM88 181H89V183H88ZM153 181H155V182H153ZM207 181H209V182H207ZM217 181V182H216ZM221 181V182H222ZM93 184H92V183ZM95 182V183H94ZM98 182V183H97ZM108 182V181H107ZM110 182V181H109ZM119 184H118V183ZM148 182H150V184H148ZM200 182H201V184H200ZM123 183H124V185H123ZM152 183L153 184H157V189L159 190V187H162L161 189L163 190H159V191H155L156 190V186H155V189H154V192H153V190H148L147 188H150L149 187V185H152ZM200 185H199V184ZM203 183V184H202ZM208 183H210V184H208ZM220 183V184H219ZM60 184H63V183H60ZM111 184V183H110ZM146 184H148V185H146ZM188 184H190V185H188ZM194 186H193V185ZM196 184V185H195ZM76 185V186H77ZM93 185V186H92ZM109 185V184H108ZM115 185V186H114ZM128 185V184H127ZM144 185H146V188L144 187ZM188 185V186H187ZM210 185V187L209 188H206V189H204L205 187H203V186H209ZM214 185V186H213ZM217 185H220V186H217ZM23 186V187H22ZM25 186V187H24ZM53 186H60V185H58V183H57V185H55V183H54V185ZM86 186V187H85ZM89 186V187H88ZM184 186V187H183ZM187 186V187H186ZM197 188H196V187ZM58 187H56L55 188V190L58 188ZM106 187V186H105ZM153 187V186H152ZM53 190H54V187H51ZM51 188L49 189V190H51ZM191 188V189H190ZM193 188V189H192ZM211 188V189H210ZM214 188V189H213ZM217 188V189H216ZM21 189V190H20ZM47 189V190H48ZM144 189V190H143ZM46 190V191H47ZM48 190V191H49ZM53 190H51V191H49V193L50 192H53ZM92 190V191H93ZM148 190V191H147ZM189 190H192V191H189ZM210 190H211V192H210ZM59 191V192H58ZM124 191V190H123ZM189 191V192H188ZM196 191V192H195ZM209 191V192H208ZM213 191V192H214ZM160 192H162V193H160ZM170 192H172V193H170ZM191 192V193H190ZM205 192L206 193H208V194H205ZM6 193H8L7 195H8V200L6 199V197H7V195H5ZM42 193H44V192H42ZM48 193V192H47ZM58 193V194H57ZM176 193V192H175ZM168 194V195H167ZM4 195V196H3ZM53 195V196H52ZM57 195V196H56ZM58 195H60V197H61V195H62V197L60 198V197H58ZM158 195V196H157ZM165 195H167V196H165ZM170 195V196H169ZM198 195V194H197ZM199 195L197 196V197H199ZM55 196V197H54ZM37 197V198H36ZM150 197V198H149ZM154 197V198H153ZM201 198L200 197V199L202 200H204V199H206V197L205 198ZM41 198V199H40ZM48 198V199H47ZM147 198V199H146ZM152 198V199H151ZM162 198H165V199H162ZM189 198H190V200H189ZM37 199H40V201L41 202H43V203H41L39 200H37ZM43 199V200H42ZM59 199V200H58ZM200 199H199V202H200ZM45 200V201H44ZM58 200V201H57ZM147 200V201H146ZM149 200V201H148ZM202 200V201H203ZM39 201V202H38ZM144 201V202H143ZM160 201V200H159ZM161 201H160V203H161ZM58 202V203H57ZM141 202V203H140ZM143 202V203H142ZM158 202V201H157ZM163 202H162V204H163ZM183 202V203H182ZM190 202V203H189ZM192 202V203H191ZM39 203V204H38ZM56 203V204H55ZM168 203H170V205L168 204ZM179 205H178V204ZM191 204V205H189V204ZM40 205V206H39ZM29 206V207H28ZM35 206V207H34ZM39 206V207H38ZM52 206V207H51ZM179 206H180V208H179ZM188 207V208H184V207ZM32 207V208H31ZM34 207V208H33ZM47 207V208H46ZM51 207V208H50ZM54 207V208H55ZM135 207V208H134ZM176 207H175V209H176ZM24 208H28V209H30V210H32L31 212H30V210H29V212L28 211H24ZM44 208L45 209V211H44V209L42 210V209ZM50 208V209H49ZM128 208V209H129ZM182 208V209H181ZM23 209V210H22ZM25 209V210H26ZM48 209H49V214H47V211H48ZM119 209V208H118ZM118 209H116V210H118ZM173 209H174V207H173ZM180 209V210H179ZM21 210H22V214H23V211L24 212H27L26 214H19V212L21 213ZM58 210V209H57ZM115 210V211H116ZM130 210H129V214H130ZM40 211H42L41 213H40ZM120 211L121 210H119V211H116V212H113L112 214H114V215H112V216H114V217H117L116 219H119V216L121 215L120 214ZM196 211V212H195ZM117 212H119V214L117 213ZM142 212V213H143ZM28 213H30V215H28ZM32 213V214H31ZM46 213V214H45ZM115 213L117 214V215H115ZM121 213H122V211H121ZM124 213V212H123ZM131 213V214H132ZM184 213V214H183ZM19 214V215H18ZM55 214V215H54ZM58 214H60V215H58ZM108 214H110V213H107L106 211L104 212V211H100V213L98 214V216H100V218L98 217V219H100V220H102V224H103V221H105L106 220V218L108 219ZM128 212L126 213V216L127 217H129L128 215ZM131 214H130V216H131ZM27 215V216H26ZM58 215V216H57ZM111 215V214H110ZM124 215H125V213H124ZM145 215V214H144ZM179 215V216H178ZM121 216H123V215H121ZM125 216V217H126ZM132 216V217H133ZM140 218H139V217ZM187 216H188V218H187ZM124 217V216H123ZM122 217V218H123ZM136 217H134V219L136 218ZM181 219H180V218ZM186 217V218H185ZM63 218V219H62ZM104 218V219H103ZM111 218V217H110ZM122 218H120V219H122ZM131 220H132V218L131 217H129ZM174 218H175V220H174ZM198 218H199V215H198ZM64 219H65V221H64ZM133 219V221H135ZM136 219V220H137ZM194 220V222H193V220ZM69 220H71L70 218H69ZM179 220V221H178ZM99 221V220H98ZM107 222H108V220H106ZM101 222V221H100ZM165 222V223H164ZM175 222H176V224H175ZM181 222V223H180ZM171 223V224H170ZM173 223V224H172ZM184 225H183V224ZM187 223V224H186ZM70 224V223H69ZM96 225H98L99 224V222H98V224L97 223H95ZM105 224V223H104ZM72 225V224H71ZM101 224H99L98 226H100ZM162 225H164V226H162ZM172 225V226H171ZM187 225V226H186ZM172 227V229H171V227ZM73 227H74V225H73ZM159 227H160V229H159ZM177 227V228H176ZM165 228V229H164ZM169 229V231H167L166 232V230L167 229ZM73 229V228H72ZM75 229V228H74ZM73 229V230H74ZM164 230V231H162L161 232V230ZM170 229H171V231H170ZM68 230V233H66V231ZM64 232H65V234H64ZM77 232V233H76ZM81 232V231H80ZM79 232V233H80ZM161 232V233H160ZM100 234V233H102L101 231H94L93 232V235L92 236H95V235H97V234ZM164 233V234H163ZM98 234V235H99ZM162 234V235H161ZM76 236V237H75ZM78 236L80 237V234H78ZM162 236V238H160ZM63 237H65V238H63ZM75 237V238H74ZM166 238V239H165ZM69 239V240H68ZM79 239H81V238H79ZM82 239H83V237H82ZM162 239V240H161ZM66 240H67V242H66ZM146 240H148V241H146ZM71 241V242H70ZM153 241V242H152ZM157 242L158 241V243H155V242ZM166 241V242H165ZM74 242V243H73ZM81 242V245L83 244V246H81L79 243ZM68 243V244H67ZM71 243H73V244H71ZM144 243H146V245H148V246H146ZM154 243V244H153ZM157 244V245H156ZM162 244V245H161ZM69 245H72V247L74 248V246H75V248H74V250H66V246L68 247ZM78 245V246H77ZM89 245V246H88ZM98 245L99 246H102L101 248H103V249H101L100 247H98ZM64 246V247H63ZM104 246V247H103ZM62 247V248H61ZM76 247H77V249H76ZM87 247V248H86ZM155 248V249H152L151 251H149L151 248ZM96 248V249H95ZM160 248V249H159ZM64 249V250H63ZM95 249V250H94ZM99 249H101L100 251H98L97 252V250H99ZM158 249V250H157ZM92 250V251H91ZM103 250V251H102ZM105 250V251H104ZM20 251V252H19ZM22 251V252H21ZM66 251V252H65ZM63 253V255H62V253ZM105 252V253H104ZM128 252V253H127ZM258 251H256V253H257ZM260 252V251H259ZM16 253V255H14ZM21 255H20V254ZM23 253V254H22ZM64 253H65V255L66 256H64ZM127 253V254H126ZM129 253H132V254H129ZM153 253V254H152ZM157 253V252H156ZM73 254V253H72ZM110 254V255H111ZM12 255V256H11ZM18 255V256H17ZM100 255H98L99 257H102V256H100ZM109 255V256H110ZM113 255V256H114ZM124 255V256H125ZM13 256H17V260L15 261L14 260V258H13ZM19 256H20V258H22L21 260H20V258H19ZM95 256V255H94ZM108 255H107V258L109 257ZM123 256V257H124ZM10 257L12 258V259H10ZM61 257L62 258H64L63 260L61 259ZM105 257L103 258V259H105ZM121 258V262H120V258H118L117 260L118 261H115L116 262V264H121V263H123L124 264V262H125V264H127V259L129 258V257H127V256H125L124 258ZM127 257V258H126ZM106 258V259H107ZM61 259V260H60ZM67 259V260H66ZM101 259V258H100ZM102 259V260H103ZM129 259V260H130ZM143 259V260H142ZM14 262H13V261ZM134 260V259H133ZM63 261V262H62ZM103 261H106V260H103ZM108 261V260H107ZM17 262V263H16ZM72 262H74V260L73 261H70L69 263L71 264ZM115 262H112V264L113 263H115ZM68 263V264H69ZM74 263H76V262H74ZM105 263V262H104ZM108 263H110L111 264V262H109L108 261ZM136 264V263H135ZM250 264H264V257L263 256H261V257H259L258 259H253L252 260V262L250 263Z\"/></svg>",
  "mask_w": 264,
  "mask_h": 264
},
{
  "label": "bare ground",
  "instance_id": "bare-ground-1",
  "mask_svg": "<svg viewBox=\"0 0 264 264\" xmlns=\"http://www.w3.org/2000/svg\"><path fill=\"white\" fill-rule=\"evenodd\" d=\"M1 1L3 2V0H0V3H1ZM6 1H8V0H6ZM5 1V2H6ZM19 1L21 2L22 0H10V2H9V4H7V3H5V2H3L2 3V5L0 4V20L1 19H3V17L8 13V12H10L9 14H12L13 12H15L16 10H18L19 9V7L18 8H16L15 9V7H17L18 6V3H19ZM35 1V0H34ZM38 1V0H37ZM36 1V2H37ZM107 1V0H106ZM109 1V0H108ZM173 1V0H172ZM235 1H236V3H238V2H242L241 4H244V3H246V5L248 4V2H250V1H252V0H238V2H237V0H213L212 2H213V4H215V5H217V6H219L220 7V9L222 10V8L224 7V8H226V7H232L233 5H235ZM257 1H259V2H257ZM256 1V3H255V0L254 1H252V2H254L255 3V5H257L256 7H258V10H259V14H258V16L256 17V22H255V19H254V17H253V19L252 18H250V19H245V18H240L239 20H238V28L239 29H237L238 31H236L237 32V36H238V44H239V50L241 51V53L244 55V56H246L247 58H251L253 61H255L257 58V60H256V62L259 60V58L261 59V57L262 56H260V54L262 53H264V0H257ZM25 2V1H24ZM30 2V1H29ZM36 2H35V4H36ZM101 2V1H100ZM99 2V3H100ZM110 2V1H109ZM127 2V1H126ZM138 2H140V1H138ZM171 2V1H170ZM208 2V1H207ZM6 4V6H5V4ZM26 3V2H25ZM39 3V2H38ZM49 3V2H48ZM48 3H46V5L48 4ZM107 3V2H106ZM125 3V2H124ZM154 3V2H153ZM174 3H175V1H174ZM209 3H211L210 1H209ZM251 3V2H250ZM249 3V4H250ZM29 4V3H28ZM40 4H41V2H40ZM43 4V3H42ZM102 4L104 5V3L102 2ZM134 4V3H133ZM25 5V4H24ZM30 5H33V4H31L30 3ZM109 5V4H108ZM154 5V4H153ZM168 5V4H167ZM211 5V4H210ZM252 5H253V3H252ZM27 6V5H26ZM45 6V5H44ZM100 6V5H99ZM102 6V5H101ZM130 6V5H129ZM137 6V5H136ZM149 6V5H148ZM151 6V5H150ZM159 6V5H158ZM212 6V5H211ZM239 6V5H238ZM244 6H245V4H244ZM28 7V6H27ZM41 7V6H40ZM49 7V6H48ZM103 7H107V4L105 5V6H103ZM125 7V6H124ZM128 7V6H127ZM152 7V6H151ZM222 7V8H221ZM30 8V7H29ZM28 8V9H29ZM44 8V7H43ZM50 8V7H49ZM98 8V7H97ZM97 8H95L94 10H93V8H92V13H85V12H83V13H85V14H82V11H81V14H79L78 12H80V11H78L77 12V15L79 14V15H81L80 17L83 19V20H85V21H93V20H96L97 21V18H96V16L98 15L99 16V14L100 13H102V11L101 12H99L98 10H99V8L97 9ZM109 8V7H108ZM133 8V7H132ZM132 8L130 7H128V8H126L125 10H128V11H132ZM149 8V7H148ZM154 8V7H153ZM163 8H164V6H163ZM217 8V7H216ZM223 8V9H224ZM238 8V7H237ZM244 8V7H243ZM37 9V8H36ZM39 9V8H38ZM46 9V8H45ZM97 9V10H96ZM102 9V8H101ZM131 9V10H130ZM134 10H136V12H138L137 10V7L136 8H133ZM165 9V8H164ZM163 9V10H164ZM219 9V8H218ZM238 9H241V8H238ZM257 9V8H256ZM52 10V9H51ZM104 10V9H103ZM124 10V9H123ZM140 10V9H139ZM166 10V9H165ZM212 10H214V9H212ZM263 10V11H262ZM20 11V10H19ZM22 11V10H21ZM31 11V10H30ZM46 11V10H45ZM54 11V10H53ZM91 11V10H90ZM89 11V12H90ZM99 12V14L97 13V14H95L96 12ZM105 12L106 11H108V9L107 10H104ZM103 11V12H104ZM112 11H115V10H112ZM127 11V14L129 13L130 14V12H128ZM141 11V10H140ZM158 12V10L156 9V10H154L153 12ZM168 11V10H167ZM166 11V12H167ZM172 11V10H171ZM218 11V10H217ZM225 11V10H224ZM28 12V11H27ZM34 12H35V10H34ZM88 12V11H87ZM95 12V13H94ZM110 12H111V8H110ZM120 12V11H119ZM121 12H122V10H121ZM120 12V14H117V15H113V14H115V13H113L112 14V12L109 14V16L107 17L109 20H107L106 21V23H109L108 24V26H110V28H111V30H112V32H113V34H115L116 35V33H119V32H122L123 33V31L122 30H124V32L125 33H127V31L124 29V27H125V25L124 24H128V20H127V17H126V13L123 11V13H121ZM133 13H135V11H132ZM131 12V13H132ZM152 12V13H153ZM155 12V13H156ZM163 12V11H162ZM166 12H164V13H166ZM71 13V12H70ZM132 13V15H133V17H134V14ZM152 13H151V10H150V12H149V14H148V20H149V22H148V20H147V22H146V25H148L147 27H148V29H150L153 33H159V31H158V29L160 28L159 26H161V24L159 23V22H157V21H155V20H152L153 18H156V14H155V17H153L152 18V16H154V14L152 15ZM161 12H159L158 14H160ZM170 13V12H169ZM23 14V13H22ZM69 14V13H68ZM76 14V13H75ZM95 14V15H94ZM163 13H161V15L160 16H157V18L158 19H160L163 15H162ZM190 14V13H189ZM225 14V13H224ZM237 14V13H236ZM243 14V13H242ZM13 15V14H12ZM18 15V14H17ZM34 15V14H33ZM32 15V16H33ZM53 15H55V14H53ZM77 15H75V16H77ZM79 15H78V17H79ZM107 15H108V13H107ZM111 15H113V16H111ZM240 14H238L237 16L238 17H242V16H239ZM27 16V15H26ZM30 16V15H29ZM97 16V17H98ZM144 16V15H143ZM147 16V15H146ZM6 17V16H5ZM4 17V18H5ZM14 17V16H13ZM22 17H24V16H22ZM62 17V16H61ZM74 17V16H73ZM101 17V16H100ZM102 17H103V15H102ZM109 17H113V19H114V21L113 22H111L110 23V18ZM128 17H131V15L130 16H128ZM133 17L132 18H128V19H133ZM164 17H165V15H164ZM171 17V16H170ZM209 17V16H208ZM229 17V16H228ZM8 18V17H7ZM10 18V17H9ZM12 18V17H11ZM15 18V17H14ZM33 18V17H32ZM47 18V17H46ZM48 18H50L51 19V17H48ZM67 18V17H66ZM141 19H142V16L140 17ZM152 18V19H151ZM156 18V19H157ZM27 19H28V17H27ZM74 19H80V18H77V17H75ZM82 19H80L81 20V22H84V21H82ZM112 18H111V21L113 20ZM150 19H151V21H150ZM254 21H252V20ZM12 20V19H11ZM29 20H30V18H29ZM28 20V22H30ZM47 20V19H46ZM49 20V19H48ZM54 20V19H53ZM100 20V19H99ZM103 20H104V18H103ZM115 20H116V22H115ZM130 20H129V22H130ZM161 20V19H160ZM159 20V21H160ZM211 20V19H210ZM24 21V20H23ZM57 21V20H56ZM73 21V20H72ZM88 21V23H90ZM95 21V22H96ZM101 21V20H100ZM133 21V20H132ZM138 21V20H137ZM1 22V21H0ZM15 23H9V22H1L0 23V25H1V27H0V43L2 44V47L1 48H3V44L5 43V41H6V39H8V37H10L9 35V30H8V28L10 29V27L11 28H15L16 29V27L18 26V25H16V27L14 26V27H12L11 25H13V24H16L17 22H18V20H15L14 21ZM19 22L21 23V21L19 20ZM26 22H27V20L24 22V24L26 25ZM60 22V21H59ZM98 22V21H97ZM104 22V21H103ZM134 22V21H133ZM196 22V21H195ZM216 22H218V21H216ZM220 22H222V21H220ZM143 23V22H142ZM211 23V22H210ZM225 23V22H224ZM19 24V23H18ZM23 24V23H22ZM29 24H32V23H29ZM72 24V23H71ZM80 24V23H79ZM83 24V23H82ZM85 24V23H84ZM93 24V23H92ZM209 24V23H208ZM216 24V23H215ZM227 24V26H226V28L224 27L223 28V30H222V37L224 36V33H228L227 32V30H228V27H230V28H232V26H229L230 25V23H226ZM75 25V24H74ZM90 25V24H89ZM95 25V24H94ZM100 25V24H99ZM102 25V24H101ZM103 25H104V23H103ZM122 25V26H121ZM135 25V24H134ZM223 25V24H222ZM232 25V24H231ZM234 25V24H233ZM19 26H21V25H19ZM23 26V25H22ZM28 25H26V27H27ZM77 26H78V24H77ZM80 26V25H79ZM79 26L77 27V28H79ZM84 26V25H83ZM96 26H98V25H96ZM106 26V25H105ZM127 26V25H126ZM145 26V25H144ZM143 26V27H144ZM29 27H31V26H29ZM73 27V26H72ZM71 27V28H72ZM75 27V26H74ZM101 27H104V26H101ZM107 27V26H106ZM106 27H105V29H106ZM130 27V26H129ZM218 27V26H217ZM18 28H21V27H18ZM17 28V30L18 31H15L16 33L17 32H22V31H19V30H21V29H18ZM23 28H24V26H23ZM97 28V27H96ZM96 28H94V29H96ZM126 28V27H125ZM132 28V27H131ZM136 28V27H135ZM135 28H133V29H135ZM139 28V27H138ZM137 28V29H138ZM221 28V27H220ZM234 28V27H233ZM233 28L231 29V30H233ZM100 29V28H99ZM103 29V28H102ZM133 29H131V30H133ZM161 29V28H160ZM12 30V29H11ZM73 30H74V28H73ZM98 30V29H97ZM108 30V29H107ZM110 30V29H109ZM108 30V31H109ZM129 30V29H128ZM25 31H28L27 29H25ZM79 31V30H78ZM99 31V30H98ZM8 32V33H7ZM12 32V33H11ZM10 33L13 35L15 32L14 31H11ZM107 32V31H106ZM105 32V33H106ZM115 32V33H114ZM131 32H133V31H131ZM130 32V33H131ZM136 30H134V32L133 33H135L136 34ZM140 32V29H139V31H138V33ZM143 32V31H142ZM233 32H234V30H233ZM20 33H19V35H20ZM109 33V32H108ZM220 33V32H219ZM232 32H230V34H231ZM7 34H8V36H7ZM25 34V36H26V33H24ZM28 34V33H27ZM30 34H31V32H30ZM80 34V33H79ZM110 34H111V32H110ZM15 35V34H14ZM17 35V34H16ZM29 35V34H28ZM85 35H86V33H85ZM210 35V34H209ZM24 35L22 34V38H26V37H23ZM96 36V35H95ZM138 36V35H137ZM18 37V36H17ZM107 37V36H106ZM110 37V36H109ZM116 37V36H115ZM211 37V36H210ZM217 37V36H216ZM6 38V39H5ZM12 38H13V36H12ZM14 38H16V37H14ZM22 38H19V39H22ZM29 38V37H28ZM27 38V39H28ZM95 38H97V37H95ZM102 38H103V36H102ZM114 38V37H113ZM224 38V37H223ZM17 39V38H16ZM100 39V38H99ZM129 39V38H128ZM212 39V38H211ZM219 39V38H218ZM222 39V38H221ZM18 40V39H17ZM23 41H24V39H22ZM21 40V41H22ZM98 40V39H97ZM130 40H131V38H130ZM206 40V39H205ZM204 40V41H205ZM207 40H208V38H207ZM224 40V39H223ZM223 40H222V42H223ZM226 40V39H225ZM229 40V39H228ZM22 41V42H23ZM25 41H27V40H25ZM24 41V42H25ZM110 42H113L112 41V39L111 40H109ZM128 41V40H127ZM132 41V40H131ZM2 42H4V43H2ZM8 42V41H7ZM6 42V43H7ZM23 42V43H24ZM28 42V41H27ZM26 42V43H27ZM97 42H100V41H97ZM104 42H107V39H106V41H104ZM130 42V41H129ZM129 42H128V44H129ZM221 42V41H220ZM15 43H17L16 42V40H15ZM14 43V44H15ZM134 42H132V44H133ZM164 43V42H163ZM204 43V42H203ZM223 43H225V42H223ZM0 44V45H1ZM18 44V43H17ZM111 44L112 43H104V47H103V49H108V51H106V50H103L102 48V50H100V54H102L101 56H103V55H105V53H107L106 55H107V57H108V55L110 56V53L111 54H118V52H120L121 51V48L119 47L118 48V46H117V48L115 47V45H114V47L113 46H111ZM130 44H131V42H130ZM135 44V43H134ZM167 43H165V44H160L159 43V46H161V45H163V48H164V45H166ZM169 44V43H168ZM96 45V44H95ZM113 45V44H112ZM157 45V44H156ZM172 45V44H171ZM209 45V46H208ZM208 45H206V47H205V49L207 48L209 51H207L208 53H206L203 57H204V59H205V61H207V62H211V61H209V59H211L213 62L214 61H216L217 59H218V56H219V59L221 60V58H220V56H221V54L220 55H218L219 54V51H220V53H225L222 49H220L221 48V46H219V47H215L214 45H212L211 43H209ZM4 46H6L5 44H4ZM18 46H19V44H18ZM26 46H28L29 47V45H26ZM26 46H25V49H26ZM100 47H101V45H99ZM154 46V45H153ZM169 46H170V44H169ZM22 47V46H21ZM134 46H132V48H133ZM157 47V46H156ZM191 47V46H190ZM190 47L189 48H186L184 45H177L176 47H173L174 48V51L175 52H182V55H181V60H180V62H181V64H175V65H169L168 67H164V68H158V69H156V70H150V71H147V69L148 68H146V66L144 65V67L146 68V71H141L140 72V70H141V67H140V69H139V74L138 73H136V75L138 76V78L139 79H141V80H139L138 81V79L137 78H134L135 80H137V81H135L134 79H132V80H129L128 81V79H131L132 78V71H131V73L129 72V69H128V67H131L132 68V66H133V64L132 65H130L129 64V62H128V65H126L127 64V62H122V63H120V62H118L117 60V62L118 63H120V64H118V63H116V64H118L117 66H119L120 67V69H119V67H117L118 69H117V71L114 69V68H116V66L115 65H113L112 64V68L111 69H109V67H111V64L108 66V71H110V70H113V71H115V73L113 72L112 74H113V77L112 78H115L116 79V81H115V79H114V81L115 82H117L118 84H116L113 80H111V81H113L112 83L115 85H119L118 86V89H117V86H115L114 87V85L111 83V81H110V86H111V84L113 85L112 86V88L114 87L116 90H121V87L122 88H124V89H122V91H123V93L125 92L124 90H125V88H126V92H128L127 91V89H131V88H129L130 86H133V84H134V86H136V88H137V86H138V88H143L144 89V91H145V93L143 94V96L146 94V95H148V92H149V95H150V97L148 98L147 97V99L148 100H153V98L154 99H160V100H162L163 102H161L162 104H163V109L164 108H166L168 111H170V113L167 111V110H165L164 109V111H167L168 112V114H172L173 115V113H174V115L172 116L171 115V119H170V121L168 120L167 121V119L165 120L166 121V125H165V121H157L158 123L156 124V125H153V126H150L149 128L148 127H146V129H144L145 130V132L148 130V131H151V133L150 134H153L154 136H152L153 137V139H152V141L154 140V141H159V139L161 138V137H163V139H164V137H165V135L164 136H160V134L159 133H161V131H162V133H164V132H166L167 133V131H168V133L169 132H171V131H174V129L175 130H177L176 128H178V126H177V124L179 125V131L182 133V132H186V133H193L192 135H194V136H192L193 138L195 137L196 138V135H195V133H196V131H198V129H200V125H202V124H204L205 123V125H206V123H210V125H212V124H214L215 123V125H216V127L218 126V128H220L221 130L223 129V131L226 133V132H228L230 129H231V131H233V132H235L234 134H237L236 136H237V138H236V136H234L235 137V139H240V137L242 136V135H240L241 133H243V131L246 133L245 135H246V137L247 138H249L248 140H247V142H246V145H247V148L246 149H244V148H242L241 146H239L240 145V143H241V145H244V143L243 142H245V141H241L242 140V138L240 139V141H239V143H237L238 142V140H234V142L235 141H237L236 143H237V145L239 146L238 148H240V149H238V150H240V151H238V150H236V155L235 156H232V158H234V157H236V158H234L232 161L233 162H235V163H238V164H240V162L241 161H243V162H246L245 160H248V159H250V160H252V164H251V161H250V163H249V160H248V163H249V165L251 164V165H253V166H247L248 165V163H246L247 165L246 166H244L243 168H244V170L243 171H241V173L235 178L234 177V180H230V179H227V178H230V177H222V178H225L223 181L222 180H220L221 179V177L219 176V175H217V172H219L220 170H222L221 169V166H220V164H222V162H220V159H219V157H218V152H216V150L218 151V150H222L223 148H224V146H226V142H228V140L226 139V134H224V132L222 133V134H224L225 135V138L224 137H222V138H224V139H226L225 141H224V139L223 140H221V142L223 141V143L221 144V142H220V144L222 145L221 147H220V144H219V146L217 145V147H220L219 149H217L216 148V146H214L215 148H216V150H215V148L214 147H211L210 145H206V144H203L202 146H198V145H194L193 143L197 140V142H198V140L199 139H204L203 141H204V143H206L205 142V139L207 140V136H206V138H205V134H206V132H205V134L204 135H199L197 138H196V140H194V142H192V144H184V145H178L177 143H176V145H170V146H165V147H163V149L161 150V151H159V153L156 155V163H155V165L157 166L156 167V173L158 174L157 176H159L158 177V181L157 182H155V181H153V182H155V183H157V184H161L160 186H164L165 188L163 189V190H168V189H170V190H168V192L169 191H173L174 193H172V192H170V193H172V194H174L173 195V197L171 198H169L170 200H171V203H175V202H179V201H185V200H187V196H190L189 194H187V193H184V192H186V191H184L183 189H185V187L184 188H181V189H179L178 190V188L180 187V185L182 184V183H187V181L188 180H191L192 179V181H190V184H191V182H193V179L195 180V178H197V177H199L198 176V173L201 171V170H205V173L207 172V174L210 176L211 174H213L214 173V175L212 176V177H214L215 176V173H216V175H217V177L219 176L220 177V183H224V184H222L221 186L223 187V185H224V187L222 188V189H220L219 187H218V190L217 191H212L211 192V190H210V192L211 193H209V195L208 196H205L206 197V199H200V197L201 198H203L201 195H199L200 193H202L204 190L202 189L201 191H200V193H197L198 195H199V197H197L198 195L196 194V193H194V190H196L197 191V189H195L194 188V190H193V192H192V194H194V195H191V196H195V194H196V197H194V199H197L198 200V202L196 201V200H194V202L192 203L194 206H195V208L196 207H198L199 209H201V210H199V209H197L196 208V211L197 210H199V211H197V215H195V216H197V218L195 219V217L193 218L194 220H196L195 222H194V220H193V224L191 223V226L189 225V226H187V227H185V230H184V232H182V233H177V237L176 238H173L172 240H171V238L169 239L170 241H168V242H166L165 244H161L162 245V248L160 249V250H158V251H156L153 255H147V256H145V258H144V260L143 261H141V262H143L144 263V261H145V264H250L251 262H252V260L253 259H258L259 257H261V256H263L264 257V109H263V107H260V108H262V109H260L259 108V106H257L258 107V110H256L257 109V107L255 106V108H254V110H253V112L251 113V111L250 110H252V107L249 109L248 107H246V108H248L249 109V111H247V116H245L244 117V115H246V113L244 114V110L242 109V108H245L244 106H248V104H250V103H247V105H245L244 104V106L243 105H241V110H242V114H240V112L238 113V111H240V108H239V110L237 111V116H236V110L235 111H230V113L231 112H233V113H231V114H233V116L231 115L230 117H234V112H235V117H236V119H235V122H236V120H237V122L239 121L240 122V120H241V122L240 123H243L242 125L243 126H245V130H243L244 129V127H243V129L241 128V126L240 125H238L237 124V126H239V127H236V129L235 130H232L235 126H233L234 124H233V122L234 121H232V124L231 125H229L228 124V122L230 121V119H229V114H228V111H229V108H227L229 105H231V108L232 109H234V107H235V100H237V99H239L240 101L243 99H240L241 97H242V95H243V93H242V95H241V97H238V98H236L234 101H232L231 100V102H225V99H223V100H220L219 99V97H217L216 96V89L214 88V87H216L215 86V81H217V82H219L220 83V81H222L221 79L222 78H219V77H221L220 75H224V74H220L219 76H216V75H211L209 72V74H210V76H208V77H205L204 75H203V77H204V82L203 83H201L199 80H200V78H198L197 77V74L196 75H194L192 78H191V80H195L194 82H196L195 84H194V82L193 81H190L189 80V78H188V80L190 81H185V83H187L188 84V86L189 87H186V88H178V87H173V88H169V87H167L166 86V82H165V80L168 82V78H170V77H173V76H176L178 73H179V71L181 70H183L184 68H186V67H189V68H191V65H193L192 66V68H191V70L193 69V67L194 68H196V71H197V68H198V66L200 65L199 64V62L201 63L202 61V58H201V60H198V59H200V57L203 55V53L200 51L201 49H199L197 46V48L194 46V48H192V49H190ZM0 48V49H1ZM6 48H8L9 49V47H6ZM5 48V49H6ZM16 48H18V47H16V46H14V49H16ZM92 48V47H91ZM96 48V47H95ZM129 48V47H128ZM137 48H139L138 46H137ZM150 48V47H149ZM153 48V47H152ZM151 48V49H152ZM167 48H168V46H167ZM202 48V47H201ZM224 48V47H223ZM11 49H13V48H11ZM13 49V50H14ZM25 49H24V46H23V51L25 52ZM29 48H27L26 49V51L28 50ZM100 49V48H99ZM111 49H112V51H111ZM150 49V50H151ZM166 49V48H165ZM204 49V48H203ZM203 49H202V51H203ZM206 49V50H207ZM218 49H220V50H218ZM1 50H3V49H1ZM7 50V49H6ZM17 50V49H16ZM94 50H96V49H94ZM94 50H93V52H94ZM144 50V49H143ZM155 50V49H154ZM154 50H151V52L153 51V53H160L159 52V50L158 49H156L155 51ZM21 51V50H20ZM99 51V50H98ZM128 51V50H127ZM138 51V50H137ZM137 51L135 50L134 52H136L137 53ZM141 51V50H140ZM147 53L146 54H150L151 52H149L147 49L145 50ZM163 51V50H162ZM166 51V50H165ZM164 51V52H165ZM223 51V52H222ZM5 52V51H4ZM7 52H10L9 50H7ZM6 52V53H7ZM28 52V51H27ZM44 52V51H43ZM42 52V53H43ZM96 52V51H95ZM110 52V53H109ZM133 52V51H132ZM149 52V53H148ZM202 53V55L201 56H199V54H201ZM10 53H12V52H10ZM28 53H30V52H28ZM109 53V54H108ZM139 53V52H138ZM138 53H137V55L136 56H139V58H143L144 59V57H146V54H144L143 52H141L139 55H138ZM153 53H151V54H153ZM167 53V52H166ZM173 53V52H172ZM216 53H217V55H216ZM15 54H16V52H15ZM17 54H19V53H17ZM32 54V53H31ZM31 54H29V55H31ZM48 53H46V55H47ZM114 54V55H115ZM121 54H122V52H121ZM120 54V55H121ZM129 54V53H128ZM133 54V53H132ZM150 54V55H151ZM162 54H163V52H162ZM0 55H1V52H0ZM8 55V54H7ZM24 55V54H23ZM44 55V54H43ZM50 55V54H49ZM96 55V54H95ZM119 55V54H118ZM117 55V56H118ZM125 55V54H124ZM127 55V54H126ZM125 55V56H126ZM134 55V54H133ZM140 55H141V57H140ZM155 55V54H154ZM161 54H158V56L157 57H159ZM165 55V54H164ZM175 55V54H174ZM211 55V56H210ZM223 55V54H222ZM6 56V55H5ZM32 56V55H31ZM39 56H41V55H39ZM98 56V55H97ZM112 56V55H111ZM131 56V55H130ZM144 56V57H143ZM199 56V57H198ZM258 56V57H257ZM260 56V57H259ZM21 57V56H20ZM20 57H18V58H20ZM49 57V56H48ZM99 57V56H98ZM105 57V56H104ZM113 57H115V56H113ZM127 57V56H126ZM157 57H155V58H157ZM162 57V56H161ZM165 57H166V55H165ZM224 57V56H223ZM1 58V57H0ZM6 58V57H5ZM9 58H11V57H9ZM31 58V57H30ZM33 58V57H32ZM38 58V57H37ZM50 58V57H49ZM109 58H111V57H109ZM108 58V59H109ZM131 58V57H130ZM150 58V57H149ZM180 58V57H179ZM3 59V55H2V58H1V60ZM22 59V58H21ZM43 59H45V58H43ZM47 59V58H46ZM50 59H53V58H50ZM96 59V58H95ZM101 59V58H100ZM112 59V58H111ZM110 59V60H111ZM116 59V58H115ZM126 59V58H125ZM125 59H124V61H125ZM136 59V58H135ZM135 59L133 58V60H134V62H135ZM147 59V58H146ZM145 59V60H146ZM163 58H161V60H162ZM203 59V60H204ZM207 59V60H206ZM20 60V59H19ZM41 60V59H40ZM66 61H67V59H65ZM97 60V59H96ZM104 60V59H103ZM107 60V59H106ZM105 60V61H106ZM128 60H129V58H128ZM133 60H129L131 63H132V61ZM150 60V59H149ZM159 60V59H158ZM164 60V59H163ZM23 61V60H22ZM43 61V60H42ZM46 61V60H45ZM65 61V62H66ZM122 61V60H121ZM165 61H167V59L165 60ZM223 61V60H222ZM28 62V61H27ZM61 62V61H60ZM58 60L56 61H51V62H49V63H47L46 65L45 64H43L42 65V67H40V68H42V69H40L41 71H43L44 72V69H51V68H57L58 66H57V64L58 63H60ZM104 62V61H103ZM111 62V61H110ZM114 62V61H113ZM147 62V61H146ZM179 62V63H180ZM217 62V61H216ZM215 62V63H216ZM250 62V61H249ZM260 62V61H259ZM3 63V62H2ZM107 63H108V60H107ZM125 63V64H124ZM140 63V62H139ZM144 63V62H143ZM148 63V62H147ZM172 63V62H171ZM170 63V64H171ZM190 65H189V64ZM212 63V62H211ZM214 63V64H215ZM218 63V62H217ZM262 63V64H261ZM261 68H258V69H260V73H259V76H260V80H259V82H261L260 84H258L259 86L260 85H264V58H263V62L261 61ZM7 64V63H6ZM20 64V63H19ZM24 64H25V62H24ZM29 64V63H28ZM41 64V63H40ZM67 64H68V61H67ZM66 64V65H67ZM97 64H99V63H97ZM101 64V63H100ZM157 64V63H156ZM169 64V63H168ZM214 64H212V65H214ZM251 64V63H250ZM258 64V63H257ZM4 65V64H3ZM10 65H12V64H10ZM10 65H8V66H10ZM14 65H15V63H13V66H12V68L14 67ZM36 65H38V64H36ZM58 65H62V63L61 64H58ZM66 65H64V66H66ZM95 65V64H94ZM103 65V64H102ZM138 65V64H137ZM160 65H162V63H160L159 64V67H160ZM222 65V64H221ZM230 65H231V63H230V61H229V67H230ZM249 65V64H248ZM6 66V65H5ZM15 66H17L16 68L14 67V69H12V68H10V70L12 69V70H16L17 68H18V65L16 64ZM24 66V65H23ZM26 66V65H25ZM28 66V65H27ZM57 66V67H56ZM106 66V65H105ZM115 66V67H114ZM140 66V65H139ZM204 66H206V65H204ZM204 66H202V68L204 67ZM227 66V67H228ZM232 66V65H231ZM242 66V65H241ZM246 66V65H245ZM250 66V65H249ZM260 66V65H259ZM11 67V66H10ZM62 67V66H61ZM96 67V66H95ZM136 67V66H135ZM156 67V66H155ZM154 67V68H155ZM158 67V66H157ZM184 67V68H183ZM201 67V66H200ZM227 67H225V72L226 73H229L230 75L232 74V76H229V77H231L230 79V81H231V89L230 90H234V89H238V87L240 88H244V87H246V89H247V84H252V79H249L250 80V82H249V80H247L248 78H249V75L247 76L246 74H248L249 73V71L251 70V69H249V67H247V68H244V67H238V65H237V68L236 67H234V65L232 66V67H234V68H227ZM255 67H257V66H255ZM66 68L68 69V66H66ZM130 68V69H131ZM224 68V67H223ZM64 69V68H63ZM100 69H101V67H100ZM126 69H128V71H126ZM137 69V68H136ZM144 69V68H143ZM199 69V68H198ZM222 69V68H221ZM249 69V70H248ZM7 70H9V69H7ZM131 70H134V67H133V69H131ZM211 71L213 70V68H211L210 69ZM180 71V72H181ZM202 71V70H201ZM252 71H254V69L252 70ZM5 72V71H4ZM9 72V71H8ZM16 72V71H15ZM19 72H20V70L18 71V73L16 72V73H13V71H12V73H11V77L10 78H7V77H5V78H7V79H5L4 80V78L2 79L3 80V82H1L2 84H0V91L2 92V94H0V106H1V108H3V109H8V110H10L11 111V109H16V106H17V103L19 104H21V105H23L24 106V101L23 100H26L27 98L29 99V100H31L32 101V105L34 104V103H37V104H41L42 102H43V99H45V97L47 96L46 95V93H47V91L46 90H44L43 91V93H42V95L41 94H38V93H36V92H32V90H27L26 91V89H24L26 92L25 93H22V95H21V93L19 92L17 95L19 96V97H16V96H13V94L14 93H16V91H19L20 89V91L22 92V86L21 85H23L24 84V82L26 81H29V83H31V79L29 78V77H23V76H21L20 74H19ZM42 72V75H44L45 73H43ZM46 72V71H45ZM67 72V71H66ZM104 72H105V70H104ZM126 72H128L127 73V75L128 74H131V75H129L130 77H128L127 75H126ZM178 72V73H177ZM218 71H216V73H217ZM244 72V73H243ZM256 72V71H255ZM6 73V72H5ZM109 73V72H108ZM111 73V72H110ZM135 73V72H134ZM133 73V74H134ZM141 73V74H140ZM213 73V72H212ZM215 73V72H214ZM222 73V72H221ZM224 73V72H223ZM253 73V72H252ZM251 73V74H252ZM257 73V72H256ZM9 75H10V73H8ZM37 74H41V72L40 73H38L37 72ZM36 74V75H37ZM48 74V73H47ZM84 74V73H83ZM87 74V73H86ZM107 74V73H106ZM114 74L116 75V77L114 76ZM143 74L145 75V76H143ZM219 74V73H218ZM9 75H7L8 77H9ZM30 75V74H29ZM38 75V76H39ZM46 75V74H45ZM67 75H69V74H67ZM108 75V74H107ZM106 75V76H107ZM110 75V74H109ZM135 75V76H136ZM180 75H181V73H180ZM254 75V74H253ZM76 76V75H75ZM111 76V75H110ZM184 76V75H183ZM201 76V75H200ZM207 76V75H206ZM226 76V75H225ZM223 77V79H226V77L228 76H226V77ZM258 76V77H259ZM2 77H4V76H2ZM1 77V78H2ZM46 76H43L42 78H45ZM68 77V76H67ZM108 77V76H107ZM120 77V78H119ZM126 77H128V79H127V81L129 82L128 84H126L125 82H124V78H125V80H126ZM134 77V76H133ZM144 77H146V78H144ZM181 76H179V78H180ZM196 77H197V80L201 83H197L198 81L196 80ZM202 77V76H201ZM229 77H227V78H229ZM247 77V78H246ZM0 78V79H1ZM29 78V79H28ZM41 78V79H42ZM64 78V77H63ZM79 79H77L76 78V80H77V82L79 83V80H80V78L81 77H78ZM111 77H110V79H112ZM117 78H119V80H117ZM123 78V79H122ZM142 78H143V80H142ZM175 78H177V77H175ZM220 80H219V79ZM252 78V77H251ZM62 79V78H61ZM184 78H182L181 79V81L183 80ZM31 80V81H30ZM85 80V79H84ZM174 79H172V81H173ZM179 80V79H178ZM203 80V79H202ZM213 80H214V82H213ZM229 81V79H226L225 81H224V83L222 84V82H221V85H224L225 84V82H227L228 83V81ZM256 80H257V78H256ZM70 81V80H69ZM71 81H72V79H71ZM83 81V80H82ZM122 81H123V83H125V84H123L122 83ZM132 81H134V82H136V83H134L133 82V84H132ZM170 81V80H169ZM176 80H174L173 82H175ZM229 81V82H230ZM119 82L120 83H122L121 85H124V86H120V84H119ZM165 82V83H164ZM171 82V81H170ZM183 82V81H182ZM216 82V83H217ZM258 82V83H259ZM263 82V83H262ZM74 84L76 83V82H73ZM78 83H76V86L74 87V85L72 86V87H74V88H72L71 90H72V92L70 93H68V94H62V92H60L59 90L60 89H58L57 90V92H58V97L57 98H55L56 99V101L57 102H53V104H51L50 106H44L43 108L41 107V105L39 106L38 105V107H40V108H35L34 106H32V108H30L29 110V112H30V114H31V116L30 115H28L29 113H28V111H27V109H26V113L24 114V113H20L19 112V114L18 113H15L17 110L19 111L20 109H18L17 108V110L15 111V110H13V112H14V114H17V116H19V117H23L21 120H19V121H17V122H13L12 120H10V121H12V122H10L9 121V119L6 117V119H5V121L1 124L2 126V128L4 127L5 129H3V131H1L0 132V145L2 146V144H5V143H11V142H9V141H14V142H12L13 144V146H14V144L16 145V142H18V141H16L17 140V138L15 139V137L16 136H18L19 135V138L22 136V135H25V136H22V137H29L30 135H31V133L29 132L30 131V129H33V132H34V129H37V127L38 128H40L39 126H41V125H44L45 123H47V122H49L51 119L53 120V118L55 119L56 118V116H58L59 114H60V111H59V108H60V106L62 105V104H67L69 101L71 102V99H72V97L73 96H75V95H77L78 93H80L81 92V90L84 88L83 86V88L82 87H77V86H79L80 85V83L78 84ZM83 83V82H82ZM131 83V84H130ZM180 83V82H179ZM185 83H183L184 85H185ZM193 83V84H192ZM218 83V84H219ZM25 84H27V83H25ZM24 84V85H25ZM60 84V83H59ZM71 84V83H70ZM137 84V85H136ZM172 84V83H171ZM182 83H180V85H178L179 87L180 86H182L181 85ZM186 84V85H187ZM197 84V85H196ZM244 84L246 85V86H244ZM250 84V85H251ZM254 84H256V82L254 83ZM57 85V84H56ZM130 85V86H129ZM217 85V84H216ZM220 85V84H219ZM229 85H230V83H229ZM242 85L244 86V87H242ZM28 86V85H27ZM81 86V85H80ZM109 86V87H110ZM126 86V87H125ZM133 86V88L135 89V87ZM147 86H148V89H147ZM226 86V85H225ZM224 86V87H225ZM249 86V85H248ZM255 86V85H254ZM253 86V88H254V91L256 92L255 94L257 95V93H258V88L256 89V87H254ZM24 87V86H23ZM58 87V86H57ZM227 87V86H226ZM250 87V86H249ZM252 87V86H251ZM264 87V86H263ZM262 86L259 88V92H260V90H261V88H263ZM25 88H28V87H25ZM56 88V87H55ZM108 88V87H107ZM107 88H105V89H107ZM111 89L112 91H110V92H108L107 90V92L108 93H110L109 95L107 94V96L109 97V101H111V100H113V99H115V102L114 103H117V104H114V105H117L116 107H117V110L115 109V110H113V111H116V112H113L112 110L110 111L109 110V108H108V110H106V108L105 109H102L103 107V105L101 106V109L102 110H100V111H97V113H95L94 112V116H92V118L95 120V121H97L96 123L93 121H91L92 120V118L90 119V118H85V119H82V118H80L79 119V117L77 118L76 117V115H71V116H75V120H73L74 118L72 117V118H70V119H72V120H70V119H68V122H65V120L63 121L62 119L60 120L61 122L63 121V123H64V125H66L65 127L66 128H68V125H67V123L70 125V124H72L71 126L72 127H74L73 125L75 124V127L77 126L78 127V130L80 129V131H83V132H85V133H87L88 135H90L91 133H95L98 137H99V135L100 136H104L105 137V135L107 134V133H105V129H103V127L105 126H110L111 124L113 125V126H110L109 127V129H112L115 125L117 126V123H118V120H121L120 118L121 117H123L124 116V113H127V111H128V113H129V110H130V112H131V110L132 109H137L138 111H139V108L141 109L142 108V106H144V105H141L140 106V104H138V103H141V102H139V100H138V102H136L135 101V99H133V98H135V97H133V98H130L129 99V101L127 102V103H125V100L122 102V101H118V100H120V99H116V96L117 95H113V93L112 92H115L116 90L115 89ZM120 88V89H119ZM137 88V89H138ZM188 88V89H187ZM190 88L192 89V90H194V91H191L190 92ZM217 88V87H216ZM253 88H251V89H253ZM43 89V88H42ZM57 89V88H56ZM133 89V90H134ZM142 89V90H143ZM148 90V92H146V90ZM186 89H187V91H186ZM224 89V88H223ZM227 89V91H228V88H226ZM264 89V88H263ZM263 89H262V92H263ZM23 90V91H24ZM63 90V89H62ZM61 90V91H62ZM84 90V89H83ZM114 90V91H113ZM141 89H140V91H142ZM181 90H184L185 92H188V99H189V97H190V99H189V102H188V100H187V95L186 96H184V94H182L183 92L181 91ZM216 90V91H215ZM249 90V89H248ZM247 90V91H248ZM105 91V92H106ZM137 91L138 90H136L135 92L137 93ZM205 92L204 94V96L203 95H201V93H200V95L202 96V97H200V95H198V93L199 92ZM215 91V92H214ZM223 91V90H222ZM224 91H225V89H224ZM227 91H225V92H227ZM253 90H249L248 92H252ZM253 91V92H254ZM0 92V93H1ZM14 92V93H13ZM56 92V93H57ZM63 92H65L64 90H63ZM103 92V91H102ZM104 92V93H105ZM106 92V93H107ZM133 92V91H132ZM143 92V91H142ZM179 92H182V93H180L181 95H183V98H182V96L181 95H179L178 93ZM192 92L195 94V93H197V94H195V95H198V96H196V97H194L195 95L194 94H192ZM215 93V95H214V93ZM218 92V91H217ZM241 92V91H240ZM252 92V95H255L254 93ZM261 92V93H262ZM118 93V92H117ZM121 93V92H120ZM134 93V92H133ZM150 93H152V95L150 94ZM220 93V92H219ZM246 93V92H245ZM111 94H112V96H111ZM129 94H130V92H129ZM138 94H140V93H138ZM178 94V95H177ZM187 94V93H186ZM191 96H190V95ZM203 94V93H202ZM248 94V93H247ZM50 95V94H49ZM106 95V94H105ZM131 95H133V94H131ZM130 95V96H131ZM148 95V96H149ZM226 95V94H225ZM246 95V94H245ZM245 95H244V97H245ZM250 95V94H249ZM263 95H264V93H263ZM135 96V95H134ZM138 96V95H137ZM136 96V97H137ZM193 96V97H192ZM227 96V95H226ZM260 96V95H259ZM107 97V98H108ZM110 97H112L113 99H111ZM120 97V96H119ZM118 97V98H119ZM128 97V96H127ZM126 97V98H127ZM140 98H141V96H139ZM145 97V96H144ZM192 97V98H191ZM222 97V96H221ZM230 97H231V95H230ZM18 98H19V100H18ZM74 98V97H73ZM104 98H106V96H104ZM107 98H106V100H107ZM123 98V97H122ZM122 98H121V100H122ZM184 98H185V100H184ZM228 98V97H227ZM111 99V100H110ZM132 99L134 100V103L133 102H131L132 101ZM137 99V98H136ZM143 99V98H142ZM142 99H141V101H142ZM146 99V100H147ZM246 99H247V101H248V99L249 98H245L244 99V101H241V102H246ZM29 100H28V102H29ZM145 100V99H144ZM191 100V101H190ZM201 100V101H200ZM227 100V99H226ZM239 100H237V102H240ZM254 100V99H253ZM257 100V99H256ZM260 100H262L261 98H260ZM260 100H258V101H260ZM104 101H105V99H104ZM114 101V100H113ZM156 101V100H155ZM200 101V102H199ZM219 103H221V101H222V106L221 105H217V104H219ZM228 101H230L229 99H228ZM264 101V99L262 100V102ZM17 102V103H16ZM27 102V103H28ZM46 102V101H45ZM146 102V101H145ZM201 102H203V103H206V104H204L205 106H203V103L201 104ZM236 102V103H237ZM240 102V103H241ZM261 102V101H260ZM259 102V103H260ZM23 103V104H22ZM105 103V102H104ZM109 103V102H108ZM110 103H113V102H110ZM150 103V102H149ZM153 103V102H152ZM151 103V104H152ZM253 103V102H252ZM255 103V102H254ZM48 104V103H47ZM120 105V110H118L119 109V105ZM143 104H146V106H148L147 105V103H143ZM199 104H201L202 106H200ZM235 104V105H234ZM239 104V103H238ZM30 105V104H29ZM28 105V106H29ZM35 105V104H34ZM43 105V104H42ZM46 105V104H45ZM68 105V104H67ZM67 105H66V107H67ZM110 105V104H109ZM113 105V104H112ZM257 105V104H256ZM260 106H261V103L259 104ZM19 106V105H18ZM17 106V107H18ZM22 106V107H23ZM25 106H26V104H25ZM31 106V105H30ZM63 106V105H62ZM61 106V107H62ZM160 106V105H159ZM158 107L159 109L161 108L162 109V107ZM237 106V105H236ZM240 106V105H239ZM238 106V107H239ZM253 107H254V105H252ZM263 106V105H262ZM27 107V106H26ZM150 107H152V106H150ZM230 107V106H229ZM19 108H20V106H19ZM41 108H42V112H40L39 113V110L38 109H40V111H41ZM64 108H65V105H64ZM63 108V109H64ZM100 108V107H99ZM144 108H147V107H144ZM157 108V109H158ZM190 108L191 109H193L192 110V112H191V110H190ZM226 108H227V110H226ZM25 109H24V107L22 108V110H24V112H25ZM62 109V110H63ZM111 109H112V107H111ZM155 109V108H154ZM162 109V110H163ZM247 109V110H248ZM38 110V111H37ZM65 110V109H64ZM96 110V109H95ZM134 110V111H135ZM142 110H143V108H142ZM146 110V109H145ZM189 110V111H188ZM3 111V110H2ZM21 111V110H20ZM34 111V113H31V112H33ZM35 111H37V113L35 112ZM141 111V110H140ZM164 111H162V112H164ZM8 112V111H7ZM57 112H59V114L58 115H56L57 114ZM64 112V111H63ZM66 112V111H65ZM143 112V111H142ZM150 112V111H149ZM167 112H164V113H167ZM246 112V111H245ZM248 112H250V114L248 113ZM62 113V112H61ZM88 113H93L92 111H90V112H88ZM34 114V115H33ZM36 114V115H35ZM65 114V113H64ZM72 114V113H71ZM134 114H135V112H134ZM157 114V113H156ZM168 114H167V116H168ZM238 114H240V117H243V118H241V119H237V117H239L238 116ZM5 115V114H4ZM56 115V116H55ZM61 115V114H60ZM69 116H70V113L68 114ZM169 115V116H170ZM26 116H28V118L26 117ZM126 116V115H125ZM129 116H130V114H129ZM129 116H127V117H129ZM4 117V116H3ZM15 117V116H14ZM61 117V116H60ZM62 117H63V115H62ZM66 117V116H65ZM65 117H64V119H65ZM27 118V119H26ZM130 118V117H129ZM128 118V119H129ZM150 118V117H149ZM18 119H20V118H18ZM59 119V118H58ZM97 119V120H96ZM161 119H163V118H161ZM233 119V118H232ZM231 119V120H232ZM2 120V119H1ZM14 120V119H13ZM51 120V121H52ZM57 120V119H56ZM152 120V119H151ZM150 120V121H151ZM50 121V122H51ZM55 121V120H54ZM58 121V120H57ZM127 121V120H126ZM145 121V120H144ZM147 122V121H146ZM169 123V125H170V127H171V123L172 124H175V126H173L172 125V130H168V123ZM236 122V123H237ZM63 123H61V124H63ZM66 123V124H65ZM107 123V124H106ZM120 123V122H119ZM156 123V122H155ZM182 124V126H180L181 124ZM230 123V122H229ZM124 124V123H123ZM144 124H146L145 122H144ZM149 124V123H148ZM147 124V125H148ZM28 125V126H27ZM63 125V126H64ZM121 125V124H120ZM204 125V126H205ZM210 125H208L209 127H210ZM215 125H213V126H215ZM231 127V126H233L232 128H230L229 126ZM52 126V125H51ZM57 126H59L58 125V123H57ZM70 126V127H71ZM142 126V125H141ZM248 127V129H246L247 127ZM56 127V126H55ZM54 127V129H57V127L55 128ZM60 127V126H59ZM71 127V128H72ZM112 127V128H111ZM119 127V126H118ZM169 127V128H170ZM199 127V128H198ZM226 127H228L229 129H227ZM43 128V127H42ZM41 128V129H42ZM60 128H62V127H60ZM114 128H117V127H114ZM113 128V129H114ZM214 128V127H213ZM237 128H238V130H237ZM240 128V129H239ZM74 128H72V130H73ZM107 129V128H106ZM112 129V130H113ZM143 129V128H142ZM210 129V128H209ZM216 129V128H215ZM0 130H2V129H0ZM77 130V128H76V131H78ZM108 130V129H107ZM112 130H111V132H112ZM117 131L118 130H121V129H116ZM115 129H114V131L112 132V135H113V133H115V131H116ZM137 130H139V129H137ZM203 131H204V129H202ZM219 130V129H218ZM242 130V131H241ZM57 131H58V133H62V132H67V129H64V128H62V130L60 129H57ZM69 131V130H68ZM70 131H71V129H70ZM75 131V130H74ZM109 131V130H108ZM116 131V133H118ZM125 131V130H124ZM123 131V132H124ZM141 131V130H140ZM203 131H201V132H203ZM206 131V130H205ZM209 132H210V130H208ZM211 131H212V129H211ZM32 132V131H31ZM55 132V131H54ZM79 132V131H78ZM122 132V130H121V132L120 133H123ZM142 132V131H141ZM175 132V131H174ZM179 132V133H180ZM200 132V131H199ZM198 132V133H199ZM208 132V133H209ZM28 133V134H27ZM80 133V132H79ZM79 133H78V136L77 137H79ZM84 133V134H85ZM105 133V134H104ZM114 134V138H115V136L117 135V134ZM162 133H161V135H162ZM168 133H167V136H168ZM173 133V132H172ZM172 133L170 134V135H172ZM190 133H189V135H190ZM198 133H197V135H198ZM215 133V132H214ZM216 133H218V132H216ZM230 133V135H231V133L232 132H229ZM228 133V134H229ZM30 134V135H29ZM63 134V133H62ZM65 134V133H64ZM70 134H71V132H70ZM109 134V133H108ZM111 134V133H110ZM202 134V133H201ZM27 135H29V136H27ZM75 135H76V133H75ZM94 134H92V136H93ZM183 135V134H182ZM185 135V134H184ZM188 135V134H187ZM230 135H227V136H229V137H232V136H230ZM240 135V136H239ZM243 135H244V133H243ZM34 136V135H33ZM87 136V135H86ZM95 136V135H94ZM93 136V137H94ZM97 136H95V137H97ZM167 136H166V138H167ZM210 136H212V134L210 135ZM219 137V134H216V136H215V138H213L214 140L216 139L217 140V138L216 137ZM223 136V135H222ZM89 137H91V136H89ZM103 137V138H104ZM118 137V135L116 136V138ZM180 137V136H179ZM179 137H177V138H179ZM187 137V136H186ZM189 137H191V136H189ZM191 137V138H192ZM214 137V136H213ZM221 137V136H220ZM229 137H227L228 139H229ZM245 137V136H244ZM243 137V138H244ZM14 138V139H13ZM88 138V137H87ZM113 137H110V135H108V137H107V135H106V140L109 142V141H111V139H112ZM212 138V137H211ZM233 138V137H232ZM13 139V140H12ZM21 139V138H20ZM24 139V138H23ZM28 139V138H27ZM84 139H86V138H84ZM97 139V138H96ZM99 139V138H98ZM150 139V138H149ZM176 139V138H175ZM174 139V140H175ZM221 139V138H220ZM19 140V139H18ZM115 140V139H114ZM118 140V139H117ZM148 140V139H147ZM184 140V139H183ZM186 140V139H185ZM191 140V139H190ZM193 140H191V141H193ZM210 140V139H209ZM219 140V139H218ZM255 140H258V141H256V143L257 142H259V141H261V142H259V143H261L259 146H257L255 143H254V141ZM8 141V142H7ZM70 141H72V140H70ZM83 141V140H82ZM150 141V140H149ZM148 141V142H149ZM151 141V142H152ZM164 141V140H163ZM3 142H5V143H3ZM161 142H162V140H161ZM169 142V141H168ZM172 142V141H171ZM211 142H213V141H211ZM218 142V141H217ZM217 142H215L216 144H217ZM231 142V141H230ZM20 143V142H19ZM71 143V142H70ZM69 143V144H70ZM180 143V142H179ZM209 143V142H208ZM214 143V142H213ZM253 143H254V145H253ZM25 144V143H24ZM68 144V145H69ZM82 144H83V142H82ZM81 144V145H82ZM149 144H151V143H149ZM152 144H153V142H152ZM161 143H159V145H160ZM169 144H171V143H169ZM174 144V143H173ZM202 144V143H201ZM12 145H9V146H12ZM20 145V144H19ZM23 145V144H22ZM72 145V144H71ZM70 145V146H71ZM73 145H75V143L73 142ZM155 145H157V144H155ZM162 146H163V143L161 144ZM167 145V144H166ZM178 145V146H177ZM224 145V146H223ZM230 145V144H229ZM236 145V144H235ZM234 145V146H235ZM236 145V146H237ZM246 145H244V147L246 146ZM12 146V147H13ZM24 146V145H23ZM77 146V145H76ZM85 145H83V147H84ZM235 146V147H236ZM16 147H18V143H17V145L16 146H14L13 148H16ZM55 147V146H54ZM65 147H66V145H65ZM106 147V146H105ZM159 147V146H158ZM11 148V147H10ZM19 148V147H18ZM18 148H16L15 150H17L18 151ZM26 148V147H25ZM25 148H23V150H24V154H23V156H25L27 153H29V152H31L30 150H25ZM29 148V147H28ZM27 148V149H28ZM37 148V147H36ZM35 147H34V149H36ZM71 148V147H70ZM81 148V147H80ZM222 148V149H221ZM228 148V146H226V149ZM234 148V147H233ZM21 150H22V148H20ZM30 149V148H29ZM34 149H32L33 151H35ZM46 149V148H45ZM49 149V148H48ZM52 149H54V148H52ZM67 149H69V147L67 148ZM77 149H79V145H78V147H77ZM77 149H76V151H77ZM83 149V148H82ZM142 149V148H141ZM232 149V148H231ZM235 149V148H234ZM237 149V148H236ZM242 149V150H241ZM244 149V150H243ZM12 150H14V149H12ZM21 150L18 152L19 154H21ZM22 150V151H23ZM42 149H40V151H41ZM71 150V149H70ZM70 150H67V151H65V152H70ZM80 150V149H79ZM128 150V149H127ZM138 150V149H137ZM145 150V149H144ZM148 150V149H147ZM215 150V151H214ZM225 150V149H224ZM224 150H222V151H224ZM229 148H228V152L224 155V157H226L227 158V156H229V155H232L231 153L229 154ZM31 152L33 155L35 154L34 152ZM231 151V150H230ZM232 151H234V150H232ZM238 151V152H237ZM25 152H26V154H25ZM36 152H37V150H36ZM48 152V151H47ZM80 152V155H77V153H78V151L77 152H74L73 151V153L75 154L76 153V155L74 156L73 155V153H70V154H72L73 155V158L72 157H70V159H69V157H68V159L66 160V159H63L64 157L61 155V152L59 153L58 151H56V150H54V152L51 150V152H50V150H49V152L48 153H50V154H46V152H41V154H42V157H43V155L44 154H46V156H44V158H46V160L44 159V158H42L41 157V159H42V161H45V162H38L39 163V165H38V163H37V161H36V157L38 156V158H39V156L40 155H37V156H34L35 157V160H33L32 161V159L30 158V157H32V154L31 155H29V154H27L24 158L26 159L27 158V156H29L28 158H30L31 159V162H30V160L28 159H26V161H23L24 160V158L22 159V160H16V161H18L17 163L15 162V166H14V162L13 163H11V164H13L12 166H11V164H10V166L9 167H7L6 166V168H10L9 170H5L4 168V170L2 171V169H1V171H0V178L2 177V180L1 181H5L6 182V180H7V177H12L13 176V179L14 178H16V182H15V180H13L12 178V180L13 181H11V183L13 182H15V183H22V185H25L24 183H32V180H34V178L33 177H35V176H38V177H43V176H39V175H44V177H46L45 175H47V174H49V176H47V180H48V182L49 183H52L53 185H54V183H55V185H57V183H58V185H60L59 187L58 186H53V185H51V187H54V190L51 188V190H53V192H50L49 193V191H51V190H49L48 188V190L45 188V189H43L41 192H38L39 194H37L36 196L37 197H41L40 195H42V197H43V194H45L44 196H47V194H56V192H57V190H59L60 191V193L59 194H63V197H62V195H61V197H60V195H58V197H60L61 198V200L59 201V203H58V205L54 208H51V212L52 211H56V213H57V211H58V213H61V214H63V216L67 219L68 218V224L67 225H69V226H71L70 228L68 227L67 229L68 230H70L71 231V233L70 234H72L74 231H76L77 229H80L79 228V226L81 227V230H79V232L77 233V237L75 238V240H73V241H76V239L79 241H84V239H86L87 241H85L84 243H86V242H90V241H94L95 240V242L96 243H98L99 245H104L105 246V248L108 246V250H109V247H111L112 245L114 246L115 244H117L119 247H120V249L121 250H119V251H117L118 252V255L116 254V256H117V259L118 258H122L125 254L123 253V250L122 249H127V248H129V250H131V251H135V252H137L138 251V248H139V246L141 247V246H143L142 244H143V242H144V240H145V238L147 237V238H149V236L151 235V236H154L155 235V233L157 232V231H155L156 230V228L158 227V224H160V222H162L163 220H165L166 221V219H167V221L169 220L170 221V219H171V221H172V218L173 217H175L176 218V214L177 213H179V212H182V211H184L185 209H183L182 211L180 210V211H178V209H177V207H176V204H172V205H174L173 207H174V209H173V207H169V209L168 208H165V207H167V206H165L164 205V203L166 202V201H161V199H159L160 201H161V203H160V201L159 200H153V201H151V202H153L152 204L149 202V203H146L145 204V206L144 207H142L143 209H144V212L143 211H141L140 210V215H141V217L142 216H144V218H140L139 216V218L140 219H137V215L136 216H133L135 213H138V212H136L138 209L136 208L135 210V213H134V211H133V213L131 212L132 211V209L130 210V208L132 207H130L129 208V206H130V204L131 203H133V202H135L134 203V205H138L139 204V201L137 200V198L136 197H138L137 196V193H139L138 191L140 190V188L138 187V185L140 184V183H147V182H145V181H143V177H142V180H141V174H144L143 172H145L144 171V167H145V160L143 161L144 163H143V165L140 167V166H137L138 168L140 167V169H133V168H131L132 166H133V164L136 162L137 163V161L139 160L138 158V156H140V155H137V156H132L130 159H116V160H114V159H112L111 158V156H109L108 154H105L104 152V154L102 155H99V156H94V154H93V156L92 155H89V153H87L88 155H85V153H83V151L81 150V151H79ZM83 154H82V153ZM134 152V151H133ZM133 152H132V154H133ZM138 152V151H137ZM147 152V151H146ZM146 152H144V153H146ZM214 152H216L217 153V155H216V153L214 154ZM226 152V151H225ZM225 152H223V154L225 153ZM23 153V152H22ZM57 153V154H56ZM58 153L60 154L59 156H58ZM110 153V152H109ZM222 153V152H221ZM220 153V157L221 156H223V154H221ZM234 153V152H233ZM39 154V153H38ZM63 154H64V152H63ZM67 154V153H66ZM79 154V153H78ZM130 154H131V152H130ZM47 155H48V157H49V155H50V159L48 160L47 159ZM71 155V156H72ZM144 155V154H143ZM218 157V159H217V157ZM227 155V156H226ZM61 156H62V158H61ZM115 156V155H114ZM127 156H129V155H127ZM131 156V155H130ZM148 156V155H147ZM154 156V155H153ZM34 157H32V158H34ZM122 157V156H121ZM141 158H140V160L143 158V157H145V156H140ZM169 157V158H168ZM222 158V159H225V158ZM231 156H229L228 158L229 159H231L230 158ZM115 158V157H114ZM123 158H124V156H123ZM150 158V157H149ZM153 158V157H152ZM166 158H168V159H171V161L173 162V163H170L169 161V163H170V168H166L165 169V167H164V170H163V166H165V163H164V159H166ZM44 159V160H43ZM145 159V158H144ZM143 160V159H142ZM155 160V159H154ZM30 162V164L28 165V164H26L25 162H27V163H29ZM35 161H36V163H35ZM152 161H153V159H152ZM222 161H224V160H222ZM237 161H239V162H237ZM35 163L37 166H39V167H36V165L35 164H32V166H31V163ZM140 162V161H139ZM166 162V161H165ZM232 162V163H233ZM42 163V164H41ZM142 163V162H141ZM148 163V162H147ZM154 163V162H153ZM169 163H167L168 164V166H169ZM224 163V162H223ZM139 164V163H138ZM166 164V165H167ZM172 164V165H171ZM238 164H237V166H238ZM241 164H244V163H241ZM35 165V166H34ZM134 165H137V164H134ZM141 165V164H140ZM152 165V164H151ZM224 165V164H223ZM223 165H222V167H223ZM233 165V164H232ZM41 166V167H40ZM168 166H166V167H168ZM236 166V167H237ZM241 166V165H240ZM34 167L35 168H37L38 170L36 171V169H34ZM151 167V166H150ZM246 167H248V168H246ZM12 168V169H11ZM40 168V169H39ZM93 168H98V169H101V171H102V173H101V176H100V173H99V175L98 176H100L99 178V180H101L99 183H108L107 185H103V187L104 188H102V187H100V188H98V189H96V190H93V188H92V190H89V189H91V188H87L88 190H84L82 187H80L79 186V182L82 180L83 181V178L84 177H86L87 176V174H89V173H92V170H93ZM136 168V167H135ZM153 168H155V166L153 167ZM161 168V169H160ZM239 168V167H238ZM130 169H132V170H130ZM146 169H148L147 167H146ZM226 170V169H225ZM12 173H11V172ZM118 171V173H116ZM143 171V172H142ZM233 171V170H232ZM231 171V172H232ZM8 172H10L11 174H13V175H10V173L8 174ZM37 172H39V173H36ZM120 172V173H119ZM221 172V171H220ZM219 172V173H220ZM229 172V171H228ZM240 172V171H239ZM238 172V173H239ZM237 173V174H238ZM7 174H8V176H7ZM115 175V174H121L120 176H121V178H118V177H120V176H118L116 179H117V181H119V183H121L122 181L124 182V183H126L125 185V187H126V189L123 187V190L120 192V190L118 191V193L112 188L113 186V183L116 181H113V180H110L111 178V176L112 175ZM201 174V173H200ZM236 174V175H237ZM5 175V176H4ZM15 175V176H14ZM34 175V176H33ZM91 175V174H90ZM202 175V174H201ZM200 175V176H201ZM207 175V176H208ZM220 175H221V173H220ZM7 176V177H6ZM89 176V175H88ZM98 176H92V178L94 177V178H96V177H98ZM143 176V175H142ZM205 176V175H204ZM210 176V177H211ZM233 176V175H232ZM6 177V178H5ZM31 177H32V180H31ZM217 177H216V180H217ZM218 177V178H219ZM3 178L5 179V180H3ZM36 178V177H35ZM89 178V177H88ZM110 178V179H109ZM38 179V178H37ZM90 179H91V177H90ZM89 179V180H90ZM121 179V180H120ZM198 179V178H197ZM196 179V180H197ZM200 179V178H199ZM198 179V180H199ZM207 179V178H206ZM87 180V179H86ZM93 180V179H92ZM96 180V179H95ZM145 180V179H144ZM208 180H210V178H208ZM35 181V180H34ZM39 181V180H38ZM85 181V180H84ZM84 181L83 182H81V183H84ZM94 181V180H93ZM97 181V180H96ZM108 181V182H107ZM110 181V182H109ZM121 181V182H120ZM202 181V180H201ZM212 184H214L213 183V178H212ZM218 181V180H217ZM216 181V182H217ZM222 181V182H221ZM151 182H152V180H151ZM203 182V181H202ZM207 182H209V181H207ZM7 183V182H6ZM8 183H10V181H8ZM35 183H36V181H35ZM60 183H63V184H60ZM76 183H79L78 185L76 184ZM86 183H87V181H86ZM88 183H89V181H88ZM92 183V182H91ZM95 183V182H94ZM98 183V182H97ZM111 183V184H110ZM118 183V182H117ZM118 183V184H119ZM124 183H123V185H124ZM139 183V184H138ZM219 183V184H220ZM93 184V183H92ZM128 184V185H127ZM148 184H150V182H148ZM148 184H146V185H148ZM157 184L155 185V184H153L152 183V185H149V187L150 188H147L148 190H153V192H154V189H155V186H156V190L155 191H159L162 187H159V190L157 189L158 187H157ZM190 184H188V185H190ZM199 184V183H198ZM200 184H201V182H200ZM199 184V185H200ZM203 184V183H202ZM208 184H210V183H208ZM77 185V186H76ZM146 185H144V187L146 188ZM187 185V186H188ZM193 185V184H192ZM196 185V184H195ZM93 186V185H92ZM106 186V187H105ZM115 186V185H114ZM139 186H141V184L139 185ZM153 186V187H152ZM182 186V185H181ZM186 186V187H187ZM191 186V185H190ZM194 186V185H193ZM214 186V185H213ZM217 186H220V185H217ZM23 187V186H22ZM25 187V186H24ZM56 187H58L56 190H55V188ZM86 187V186H85ZM89 187V186H88ZM196 187V186H195ZM203 187H205L204 189H206V188H209L210 187V185L207 187V186H203ZM197 188V187H196ZM191 189V188H190ZM193 189V188H192ZM198 189L200 190V188L198 187ZM211 189V188H210ZM217 189V188H216ZM21 190V189H20ZM47 190V191H46ZM144 190V189H143ZM147 190V191H148ZM162 190V189H161ZM162 190V191H163ZM184 192H183V191ZM186 190V189H185ZM198 190V191H199ZM58 191V192H59ZM189 191H192V190H189ZM188 191V192H189ZM195 191V192H196ZM197 191V192H198ZM42 192H44V193H42ZM48 192V193H47ZM176 192V193H175ZM209 192V191H208ZM140 193H141V191H140ZM139 193V194H140ZM160 193H162V192H160ZM191 193V192H190ZM8 193H6L5 195H7ZM58 194V193H57ZM205 194H208V193H206L205 192ZM168 195V194H167ZM167 195H165V196H167ZM4 196V195H3ZM53 196V195H52ZM57 196V195H56ZM158 196V195H157ZM170 196V195H169ZM190 196V197H191ZM36 197V198H37ZM41 197V198H42ZM55 197V196H54ZM204 197V198H205ZM8 198V195H7V197H6V199ZM40 198V199H41ZM150 198V197H149ZM154 198V197H153ZM40 199H37V200H39L40 201ZM48 199V198H47ZM147 199V198H146ZM152 199V198H151ZM162 199H165V198H162ZM199 199H200V202H199ZM8 200V199H7ZM43 200V199H42ZM59 200V199H58ZM57 200V201H58ZM189 200H190V198H189ZM192 200V197H191V201H193ZM38 201V202H39ZM45 201V200H44ZM147 201V200H146ZM149 201V200H148ZM188 201V200H187ZM41 202V201H40ZM144 202V201H143ZM142 202V203H143ZM162 202H163V204H162ZM186 202V201H185ZM41 203H43V202H41ZM141 203V202H140ZM183 203V202H182ZM190 203V202H189ZM188 203V204H189ZM39 204V203H38ZM56 204V203H55ZM169 205H170V203H168ZM178 204V203H177ZM141 205V204H140ZM140 205H138L139 207H140ZM163 205L165 206V207H163ZM179 205V204H178ZM189 205H191V204H189ZM40 206V205H39ZM38 206V207H39ZM29 207V206H28ZM35 207V206H34ZM33 207V208H34ZM175 207H176V209H175ZM32 208V207H31ZM30 208V209H31ZM47 208V207H46ZM49 208V209H50ZM119 208V209H118ZM129 208V209H128ZM133 208V207H132ZM135 208V207H134ZM179 208H180V206H179ZM184 208H188L187 206L186 207H184ZM26 208H24V211H28L29 212V210L30 209H26ZM42 209V208H41ZM44 209V208H43ZM42 209V210H43ZM49 209H48V211H47V214H49ZM58 209V210H57ZM116 209H118V210H116ZM182 209V208H181ZM189 209V208H188ZM188 209H186V210H188ZM190 209H191V207H190ZM189 209V210H190ZM23 210V209H22ZM22 210H21V213L19 212V214H22ZM119 211V210H121L122 211V213H121V211H120V214L121 215H123V216H119V219H116L117 217H114V216H112V215H114V214H112L113 212H116V211ZM129 210H130V214H131V216H130V214H129ZM185 210V211H186ZM189 210H188V212H187V214L188 213H190L189 212ZM191 210H193V209H191ZM23 211V214H26L27 212H24ZM32 210H30V212H31ZM44 211H45V209H44ZM100 211H106L107 213H110V214H108V219L106 218V220H108V222L105 220V221H103V224H102V220H100V219H98V217L100 218V216H98V214L100 213ZM184 211V212H185ZM195 211V212H196ZM42 211H40V213H41ZM125 213V215H124V213ZM128 212V216L129 217H131L132 218V220L129 218V217H127L126 216V213ZM143 212V213H142ZM43 213V212H42ZM118 214H119V212H117ZM18 214V215H19ZM22 214V215H23ZM32 214V213H31ZM46 214V213H45ZM51 214V213H50ZM49 214V215H50ZM145 214V215H144ZM180 214V213H179ZM184 214V213H183ZM28 215H30V213H28ZM55 215V214H54ZM58 215H60V214H58ZM57 215V216H58ZM115 215H117L116 213H115ZM198 215H199V218H198ZM27 216V215H26ZM126 216V217H125ZM133 216V217H132ZM179 216V215H178ZM111 217V218H110ZM123 217V218H122ZM134 217H136L135 219H134ZM69 218L71 219V220H69ZM120 218H122V219H120ZM175 218H174V220H175ZM180 218V217H179ZM186 218V217H185ZM187 218H188V216H187ZM63 219V218H62ZM104 219V218H103ZM133 219L135 220V221H133ZM137 219V220H136ZM181 219V218H180ZM99 220V221H98ZM64 221H65V219H64ZM101 221V222H100ZM179 221V220H178ZM98 222H99V224H101L100 226H98L99 224H98ZM70 223V224H69ZM95 223H97L98 225H96ZM105 223V224H104ZM163 223V222H162ZM165 223V222H164ZM181 223V222H180ZM72 224V225H71ZM171 224V223H170ZM173 224V223H172ZM175 224H176V222H175ZM183 224V223H182ZM185 224V223H184ZM183 224V225H184ZM187 224V223H186ZM73 225H74V227H73ZM77 225H78V228H77ZM162 226H164V225H162ZM172 226V225H171ZM170 226V227H171ZM74 230H73V229ZM77 228V229H76ZM177 228V227H176ZM158 229V228H157ZM159 229H160V227H159ZM165 229V228H164ZM167 229V228H166ZM171 229H172V227H171ZM171 229H170V231H171ZM68 230L66 231V233H68ZM78 231V230H77ZM94 231H101L102 233H98L97 235H95V236H92L93 235V232ZM162 231H164L163 229L161 230V232ZM167 231H169V229H167L166 230V232ZM155 232V233H154ZM160 232V233H161ZM64 234H65V232H64ZM69 234V233H68ZM74 234V233H73ZM78 234H80V237L78 236ZM164 234V233H163ZM162 235V234H161ZM82 237H83V239H82ZM63 238H65V237H63ZM79 238H81V239H79ZM160 238H162V236L160 237ZM163 239V238H162ZM161 239V240H162ZM166 239V238H165ZM69 240V239H68ZM81 241V242H82ZM146 241H148V240H146ZM66 242H67V240H66ZM71 242V241H70ZM81 242L79 243L80 245H81ZM153 242V241H152ZM155 242V241H154ZM74 243V242H73ZM73 243H71V244H73ZM155 243H158V241L157 242H155ZM68 244V243H67ZM145 245H146V243H144ZM154 244V243H153ZM98 245V247H102V246H99ZM157 245V244H156ZM76 246V245H75ZM75 246H74V248H75ZM78 246V245H77ZM81 246H83V244L81 245ZM89 246V245H88ZM103 246V247H104ZM146 246H148V245H146ZM64 247V246H63ZM62 248V247H61ZM74 248L72 247V245H69L68 247L66 246V250L68 249L69 251L72 249V250H74ZM87 248V247H86ZM76 249H77V247H76ZM96 249V248H95ZM94 249V250H95ZM101 249H103V248H101ZM101 249H99V250H97V252L98 251H100ZM107 249V248H106ZM136 249H137V251H136ZM152 249H155L154 247L153 248H151L149 251H151ZM64 250V249H63ZM71 250V251H72ZM128 250V249H127ZM87 251V250H86ZM83 248H81L80 250L79 249H77V250H75V252L74 251H72L71 252V254L69 253L68 255V261H66L65 263H69L70 261H73L74 260V262H76V263H74V262H72L71 264H110V263H108V261L109 262H111V264H112V262H115V261H118L117 259H115L114 260V258H116L115 257V255L113 254V253H116V252H114V251H116V250H112L111 252H112V254L110 255V254H107L109 257L107 258V255H106V257L104 256V255H100L99 253H97L98 255H100V256H102V257H99L98 255H96V253L95 254H93V253H88V252H86ZM92 251V250H91ZM103 251V250H102ZM105 251V250H104ZM256 251H258L257 253H256ZM260 251V252H259ZM20 252V251H19ZM22 252V251H21ZM66 252V251H65ZM62 253V252H61ZM73 253V254H72ZM105 253V252H104ZM128 253V252H127ZM126 253V254H127ZM20 254V253H19ZM23 254V253H22ZM129 254H132V253H129ZM14 255H16V253L14 254ZM21 255V254H20ZM62 255H63V253H62ZM67 255V254H66ZM65 255V253H64V256H66ZM95 255V256H94ZM114 255V256H113ZM12 256V255H11ZM18 256V255H17ZM17 256L15 257V256H13V258H14V260L17 258ZM125 256H127V257H129L128 259H127V264H137V262H139L140 260H139V258L137 257V259H136V257H133L132 256V261H131V257L129 256V255H125ZM124 256V257H125ZM105 257V259H103ZM114 257V258H113ZM123 257V258H124ZM126 257V258H127ZM19 258H20V256H19ZM101 258V259H100ZM107 258V259H106ZM121 258H120V262H121ZM10 259H12L11 257H10ZM22 258H20V260H21ZM61 259L63 260L64 258H62L61 257ZM60 259V260H61ZM106 260V261H103V260ZM130 259V260H129ZM134 259V260H133ZM17 260V259H16ZM15 260V261H16ZM67 260V259H66ZM108 260V261H107ZM139 260V261H138ZM13 261V260H12ZM18 261V260H17ZM14 262V261H13ZM63 262V261H62ZM105 262V263H104ZM17 263V262H16ZM70 264V263H69ZM113 264H116V262L115 263H113ZM120 264V263H119ZM121 264H123V263H121ZM124 264H125V262H124ZM139 264V263H138ZM140 264H142V263H140Z\"/></svg>",
  "mask_w": 264,
  "mask_h": 264
}]
</instances>
